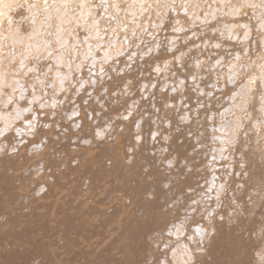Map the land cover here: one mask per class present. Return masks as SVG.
<instances>
[{
	"label": "rangeland",
	"instance_id": "374dc122",
	"mask_svg": "<svg viewBox=\"0 0 264 264\" xmlns=\"http://www.w3.org/2000/svg\"><path fill=\"white\" fill-rule=\"evenodd\" d=\"M220 1H222V0H220ZM112 2H116V0H112ZM172 2H174V1L170 0V4ZM261 2L262 1H260V2L257 1V3H256V0H228L227 3L231 4V8L233 11H235V13L230 15L228 12H225V16L227 18V23H225L222 26V30L219 31L218 28L216 30H210V35L214 36V38H209L206 40V42L201 41V40L198 41L196 34L190 37V39L192 38L191 41L187 42V43L191 44V47H192V45L194 48L196 47L195 49L198 53H195V51H194L195 49L194 50L189 49V46L186 47L187 50H186V48H184V49L183 48H176L177 44H176V39L174 37L170 38V37H168V35L162 36V38L168 37L166 41L168 43L169 51L171 52L170 55L167 54L168 57L166 59V68H170V66L175 62V67L177 69H180V65H184L186 67L184 69V71L187 69L186 72H188V73L185 72V73H183L184 74L183 76L178 75V77H177V75H175V71H173L172 69H166L165 68V69H163V72L162 71H160V72L155 71V78L154 79L156 80V82H155L154 86L151 85L149 87L150 89H148L147 87L146 88L144 87V85H146V84H144L146 82L144 80L147 78L148 74L145 76L142 75L143 73L144 74L146 73L147 69L141 68V69H143L142 73H140L141 70L138 72L140 73V75H142L141 76L142 78L138 77L140 75L137 73L138 75L135 78L137 84H135L133 86L134 88L132 87V89H131V93L133 92L134 94L130 93L131 94L130 95L128 93L130 91L129 88H131V87H129V88L125 87L124 88L125 91H122V93L124 95H126L124 97V101L120 95L117 98H115L114 104H117V103L123 104V102L126 103L125 100H127V105H124L125 108L123 109V110L126 109L125 110L126 114L122 113L123 114L122 118H124L122 120L127 121V123L125 124L126 129L124 130L123 129L124 127H122V130H121V128H120V131H118L117 135L120 136L121 134H123L127 131V133H125V135H127V138H129L130 135H132V137L135 138V140L137 142L136 144L138 146L137 148L136 147L133 148V150H132V148H129L131 151H128L129 149H126V148H124V150H122L126 158L123 155V157H122V162H123L122 165L123 166H120L123 169L122 168L119 169V171L116 173L117 175L116 174L115 175L112 174L113 176L110 175L111 171H109L110 176L107 175L108 172H107V174H105L106 176L111 177L112 180L113 179L115 180L118 178L119 179V180L117 179L118 182L116 181L117 184H115L116 183L115 181L111 180L112 183L114 182L112 185L109 177H104V181H102L103 176H101V177L98 176L101 179V181L103 182L101 184L102 185L105 184L103 186V189L105 188V190L97 189L95 187L96 184H92V186H93L92 187L93 193L91 194L92 197L87 196L86 197L87 199H85V201H84V199L82 198L83 197L82 194H84L85 191H86L87 195L90 194L91 190H90L89 186L88 187L86 186L87 188H83L84 190L81 189V191H79V190L74 191L72 184L73 185H75L76 183L79 184V183H81V181H83L81 179H84V178L85 179L83 182H87L89 177H91V178L95 177L97 171L95 170L96 171V173H95L94 168L95 167L99 168V166H97L98 163L101 162V164H102L104 159H106L107 157H103L104 156L103 155L101 157L99 156L96 159L97 160V163L95 162L96 165H95V163H94V165H92V167H94L92 170L94 171L95 174L92 173L93 172L92 170L90 172L88 170L87 175L85 174L86 176H88L87 178L84 175V177L81 179L76 178L77 179L76 181H73V182L71 181V184H70V181L69 182L67 181V184H70L69 188H67L68 185L65 184L67 178H68V180H70L69 179L70 177L72 178L73 176L75 177L76 175L80 176L81 175L80 172H82L84 170L83 169L84 164L82 166V164L79 163L80 160L77 161L75 156H73L71 154V151L74 150L76 152V150H77V152H81L83 147L89 146V145H87V144H89L87 141V139L89 140V138L84 139L83 137L79 136L78 138H75L77 141L69 139L70 142L65 143L64 140H60L59 143L56 142L57 144H54L55 148L56 149L58 148V150H61L62 153L59 151L56 153L57 155H54V152L50 153L49 157H51L53 160L55 159L56 161L55 160L52 161L51 158L46 160V163H48L47 161L50 160L48 164H45L47 166L50 165V166H48V168L50 167L52 171H53V167H55L54 171H56V169L58 168L57 173L59 174L61 172L60 171L61 169H65V171H66V169H68L67 167L65 168L66 165L70 164L69 166L71 168V165H72L71 159L73 160L74 158L75 159L73 160V162L77 161L78 164H80L79 166H76V164L74 166L77 167V169L79 167H80L79 169H81V166H82V169L80 170L79 174H76L75 172L74 173L72 172L70 174V172H69L70 169H68L66 174L68 172H69V174L66 176L63 175V177H61V181H64V182L59 181V178L57 179L58 182H56V184L58 183L60 185V187L59 188L55 187V190H56L55 193H57L56 196L58 198L63 197L62 199L60 198V200L58 199L59 203L63 202L62 200H64V196H65V201L67 200L66 197H69V198H68L67 202H65V201L63 202L65 204V206L61 203V205L63 206V208H61L62 206L60 204H58V205L55 204V202H56L55 196H54L53 201L50 200L52 198V195H55V194L51 193V196H50V194L47 195V196L51 197L49 199L47 198V200H46L47 203H46V201L45 202L40 201L43 204L45 203L43 205L44 206L43 208H40L39 210L37 209L34 211H29V213H28L29 216L31 214L36 215L35 211L36 212L39 211V214H40V211H41V214H43L44 216L47 213L46 214L47 217L49 215V217H51V219H55L52 221L45 216L46 219L49 220V222L47 221L48 223L46 222V226L48 228L49 234L45 231V229H42V230H40V232H36L34 235L33 233L30 232V230L32 232L34 230L33 229L34 227H33L32 223L30 224V222H29V224L28 223L25 224V227L27 225H28L27 227H29V225H32L29 227V229H26L24 227V225L20 226L18 224V226H17L16 222L15 223L12 222L13 225L12 224H4L2 226V228L0 229V233H1L0 236L3 235L7 239L10 238V241L13 238L15 240L14 242H15L16 247L14 248V246L11 247L10 245H8V248H10V250H7V246H6V248H5L6 257L4 258V260L0 261V264H40V262L42 261L41 249L49 251V253H50L49 255H51V257H54L53 260L50 257L46 258L47 260H49L48 264H85V262L87 264H103L101 259H103L106 262H107V260H105V259H110L111 263L109 261V264H112V263L114 264L115 261H117L116 258L119 260V262H116V263L122 264V261L120 262V260L121 259L123 260L124 255L126 257L124 259L125 260L124 264H132V263L136 264L135 263L136 260H137L138 264L139 263L140 264H178V263L179 264H190L192 261H193V263L196 261L195 264H200L201 262L202 263L206 262L204 264H264V184L261 185V183L252 179L253 173L251 172V170L249 168H246L243 163L239 162L242 159H241V156L239 158L240 153L237 152V150L235 148L237 146V145H235V143L239 144V142L242 139H244L248 133L249 127H247L245 129L244 126H246L248 124H256L253 126L251 125L252 131L250 128L249 132L255 133V134L257 133L259 136H261L259 134V132H257V131H260L259 128L261 129V131H264V124H263L264 123V116L261 119V115L258 113V111L262 110L263 106L259 105L257 102L258 105H256L257 106L256 108H258V110L255 108V110H253V111L250 110L248 107H246L247 102L249 100L248 96L250 95L251 89L253 91V94L255 95V86H253L252 81H254V78L256 77V75L258 73L263 72V75H264V45H263V42H264V15L259 14V11H258V9L261 8ZM211 5H212L211 7H214V2ZM160 7L161 6H159V4L156 5V12H155L156 15L158 14L157 9ZM219 7L221 10H223V7L221 4L219 5ZM214 8H216V7H214ZM177 10L181 11L182 9H178L177 7L175 9V7H172V9L169 13H172V15H173V14H175V12H177ZM41 12H43V10ZM182 13L184 14V18L181 22L182 26L178 22H176L177 25H174L175 26L174 29L173 28L167 29L166 27H163V25H164L163 21L157 22L156 16L152 17L151 13L146 12L143 9H141L140 11H136V12L134 9L129 10V11H127L126 17L128 18L127 22L129 24H135V26L137 25L136 29H137V31H141V32H139V33H141V35H143L144 33H143V30L141 28H139V25L137 23L146 24L147 20L149 19V21L151 22V28L153 27L154 30L158 29L159 25L161 26L160 27V33H162V34H164V33L168 34L169 32L174 30V33L176 34L175 37H179V40H181L180 42H185V39L182 36L181 29H184V31L188 30L190 28V26L192 24H195L196 22H200L203 24L207 20V15H206V11L201 12V13H197L196 11H192V10H187V11L183 10ZM45 14L54 15V14L50 13V11L47 8H45L44 12L38 13L36 15V17L39 16L38 18L40 19V21H43L46 19L44 17ZM216 15L217 14H214L211 11H209V18L208 19H215ZM33 16L34 15H32L31 13H28L27 17H25L24 19H22L23 16H20V17L17 16L19 19H17V17H16V20L18 22H20L22 19V21H26L27 23L29 22L30 23V24L28 23L29 27H31L30 25L34 24L33 22L36 20ZM41 18H43V19L41 20ZM9 21H8L9 27L8 28L6 27V29L3 31V34H2L3 36L0 33V35L2 37V38H0V43H1L0 44V51H1V53L2 52L4 53V54L3 53L0 54V63H2L3 66L5 67L4 68L2 66V64L0 65V67H3V68H0V75H1L0 78H3L4 76L7 75L6 77H4L3 79L0 80V83H3V82L5 83L8 80L9 82H7V83L11 84L10 87H11L12 93L17 92L16 88H18L17 90H19V88L23 89V90L20 89V92L22 91L23 94L22 93L19 94V96L20 95H22V96L19 97L18 94L16 95V98L19 99V101H23L27 95H29V97H30L29 98L27 96L28 100H32V97L35 99V100L33 99L34 101L33 100L31 101L32 103L30 101H28L27 99L23 102L25 105L30 104L28 107L26 105V107H27V108L25 107L26 110L25 109L22 110V112L24 111V113H23L24 115L28 116L31 113H33V110H34V108H32L33 104H34V107L38 110V112L39 111H45L46 112L47 108H48V110L50 109L51 111L50 110L49 111L51 113L49 114L50 116H48V119L50 120V122L53 120L56 121V123L54 124L55 129L57 126L56 124L58 122L61 121L62 123L67 125V123H66L67 120H65V119L70 120V118L73 119V117H75V115H72V114H71L72 116H70V114H68V115L66 114L67 116L65 115L66 116L65 117L63 115V114H65V112L63 113L62 111L63 110L66 111L67 109H69V111L75 110V108H73V107L74 106L76 107L77 103L79 101H82V103L86 106V108L88 107L89 101H92L94 103V105L96 104L95 107H97V108H96V110L93 111L96 119H98L100 114L108 112V110L111 109L110 107L113 108V107H115V105L114 104H113L114 106L112 104L110 105L111 102H109V103H106V105H108V107H107L105 104L101 103L103 101L102 100L100 102V104H102V106L100 107L98 102L100 101L99 97H101V96H99V97L96 96L97 97L96 98L95 95H93V93L95 92L96 95L97 94L103 95V97L106 98L107 92H109V90L107 88L108 82H112L113 80H117V81L121 80V82H123L124 81L123 78H118L119 75L121 76L125 72L129 73V71L130 72H136L137 71L136 66H133V64H131V63H132V60L134 58H137L136 56L139 55L138 54V53H140L139 50H141L143 48V47L139 46L140 43H137V41H131L127 37H125L127 39H124V37H123L122 39L125 40V41H123L125 44H122L123 43L122 39H121V41H117V38L114 35L111 36L108 34L112 38V39L111 38L109 39V36L104 34V33L98 34L97 29H96V22L94 23L92 21V23H89V21L86 18L85 21H88V23L85 21L81 23L82 26L86 27V28L85 27L83 28L84 33L85 32H86V34L88 33L87 36L85 34V36H86L85 37L83 35L84 33L81 32V34L83 35L82 36L83 37L82 38L83 43L82 42L79 43L77 40L73 39L72 41L74 43L71 42L72 44H69L70 42H69L68 38L70 35H68L66 37V39H62L61 42L59 41L60 37H55V39H54L53 46L58 42V45L57 46L55 45L54 47L56 48V50H58V49L61 50V52H60L61 54L60 53L59 54L62 57H63V55L64 56L68 55V53H70L69 55L71 56V52H73L72 53L73 56H71V58H70L71 60L73 59L72 63H73V61L76 62L80 58H82L83 60L81 59L79 61H83V62L87 61V62L85 64V63H81L78 61L79 63H76L75 67L78 66L77 64H79V66L77 68L74 67L76 69V70L73 69L74 74H73V72H72V74H70V71H68L70 68V64L66 63V64H68V65H66L65 63L64 64L60 63L61 67H64L65 69L67 68L66 70L68 72L66 73V76L64 74L61 75L56 70L57 72L56 71L54 72L55 77L59 80L58 76H56V75L60 74L61 76L59 75V77H61L62 81L57 80L58 81L57 82V81L53 80L52 83L50 82V86H52V87L48 86L49 83L43 85V87L45 89H47L46 91L49 90V93H50V91L52 92L54 90L55 93L53 91L50 94H54L55 96L57 95L56 97H58V93L61 94V92L63 90H65L61 94V95L65 94L64 96L61 97L62 100L61 99L58 100V102L60 101L61 103L60 102L56 103V105L52 104V101L50 102L48 100L51 97V95H48L50 97L45 96L46 98L44 97V99H43L41 94L40 93L38 94L37 91L35 92V89L33 87H32L33 90L31 89L32 84H30V86H29V88L31 89V92H29L30 90L28 91V89H26L27 91L25 92V88H22V85H20L21 87H17L16 84L19 85L20 82L18 83L16 81H18V79L20 80V78L19 77L16 78V76H19L17 72H20L21 71L20 69H24V67L26 65L25 62H27L25 60L26 59L28 60L29 56H33L35 54L34 52L37 50L38 47L40 48L39 42L41 44V42L43 40H45L46 31H51V30L56 29L57 22H53L49 26H47L44 22L45 27L43 28L42 31L33 30V29L31 31L30 30L31 28L27 27L28 24L25 25V23L22 21L20 23H18L16 21V24L12 20H9ZM165 21H167L166 18H165ZM11 22L13 25H16V26L14 27L11 24ZM59 23H63V22L58 20V24ZM17 25H19V27H17ZM61 25H58V29H59L58 33H60V32L62 33V27H60ZM64 25H67V24H64ZM152 25H154V26H152ZM10 26H11V30L9 29ZM22 27L27 28V31H25V34L28 32L25 36V37H27V38H25L26 40H21L20 39L21 34H18L19 32L17 31L18 28H22ZM41 27H43V26L40 25V28ZM94 27H95V29H94ZM83 29H81V31H83ZM86 29H87V31H85ZM92 30H93V32H92ZM6 32H7L8 36H7ZM15 35H19V36H17L15 38ZM241 35L243 36L242 40L237 41L235 38H237V36H241ZM46 36H48V35H46ZM105 36H107L108 39L105 38ZM137 36L139 37L138 34H137ZM146 36H148V34H146ZM4 37H5V39L6 38L7 39L5 40ZM113 37H115L116 39ZM88 38L96 40V43L89 41ZM100 38H102V39H100ZM190 39H187V40H190ZM218 39H221L222 42L224 40H226L227 45H231L232 41H233L235 43V45H234L235 47H239L240 42L244 43V45H242L239 48H234V47L227 46V45L216 46V44H221L218 42ZM97 40H99V41H97ZM25 41H26V43H25ZM115 41H117L118 43L122 42L121 43L122 47H120L119 49H111L112 46H113L112 48H114L115 45L113 42H115ZM129 41H130V43H129ZM29 42H30V44H29ZM132 42H134V43H132ZM148 43L146 42V44H147L146 45L145 41H143L145 51H147L145 53H147V55H148V54H152V52L154 51V53L156 54V49H154V50L151 49V47L149 46ZM3 44H4V46H3ZM68 44H69V46H68ZM88 44H90V45H88ZM129 44H131V45H129ZM11 45H12V47H11ZM31 45H33V46H31ZM70 45H71V48L73 47V50L71 48H69ZM78 45H79L80 51L77 50ZM81 45H83L82 48H80ZM103 46H104V48H103ZM138 46H139V48H138ZM35 47H36V50H35ZM85 47H86V50L84 49ZM90 47L91 48L93 47V49H91ZM123 47H124V49H123ZM206 47H207V49H206ZM97 48H98V50H97ZM213 48L216 51L212 50ZM32 49H34V50H32ZM69 49H70V52H68ZM82 49L84 51H82ZM6 50H8V51L10 50V51L8 52ZM56 50H54V51L56 52ZM74 51H79V52H74ZM85 51H87V52H85ZM97 51H99V53ZM110 51H111V53H110ZM117 51H119V52H117ZM127 52L129 54V56L126 55ZM8 53H9V55H7ZM31 53H34V54H31ZM95 53H97V54H95ZM112 53L114 55H112ZM11 54H12V56L14 55L13 56L14 58L11 56ZM78 54H80V55H79V58L76 60V57ZM120 54H121V56H120ZM3 55H4V57H3ZM100 55H102V56H100ZM179 55H182V60H181L182 63L181 64L179 62L180 60L178 59L179 57H176ZM5 56L7 57V61L9 60V57H10V60L11 59L14 60V63H13V60L10 61V63H13V66H16L15 64L19 62L18 58L21 57L20 62H19L20 65H19V67H17V72H15L16 70L13 69L14 71L13 70L8 71L9 74L8 73H4V75H3V73L1 74V71H3L2 69H4L5 71L7 70L6 69L7 68V62L6 61L4 62V60H6ZM46 56H48V55H46ZM46 56L42 57V59L44 61H46V59H48V57H46ZM118 56H119V60H121L122 62L117 60ZM35 57L36 56L34 55L33 58H35ZM102 57H104V58H102ZM15 58H17V59H15ZM74 58L76 61L74 60ZM100 58H102V59H100ZM109 59H110V61H109ZM23 61H25V62H23ZM105 61H107V62L109 61L112 64L110 66V63H108L109 64L108 68L110 67L109 70L111 69V67L115 66V68L111 69L112 70L111 75H109V73H111L110 71L107 72L105 70V67L104 68L101 67V63L105 62ZM112 61H114L115 63H112ZM127 63H129V64H127ZM4 64H6V65H4ZM82 64H84L85 66ZM131 65H132V67H131ZM21 66H23V68ZM116 66L119 67V68H117L118 71L116 69ZM79 67H81V68H79ZM124 67H125V69H124ZM127 67H131L132 69L131 68H129L130 70L126 69ZM133 67H134V69H133ZM42 68H43V66H42ZM34 69H35V73H32V70L34 72ZM37 69H40V68L39 67L36 68V66H35L34 68H30V70L27 71L26 75H28V72H30V71L32 73V74L29 73L31 75H28L29 80H31L32 76L38 75L37 73L39 72V70H37ZM44 69L45 70L48 69V71H49V67L48 68L44 67ZM79 69H82V70H79ZM78 70L82 71V72H79ZM166 70L169 72V74ZM170 70H172V71H170ZM220 71L224 72L225 79L222 78L221 81H218L219 78L216 74ZM201 72H203V73L200 74ZM15 73H16V75L14 76V79H13L12 76ZM45 73H47V75H49V72H47V70ZM56 73H58V74H56ZM10 74H13V75L11 76ZM41 74H42V72H41ZM79 74H81V75H79ZM90 74L92 75V77H90L91 76ZM194 74L197 76L196 78H198L200 80L201 84L203 83V85L201 87L197 86V84L194 80V78H195ZM42 75L44 76L45 74H42ZM67 75H70L71 79ZM211 75H212V78H211ZM62 76L65 78L62 79L63 78ZM93 76L95 77V79H93ZM185 76H186V79H184ZM11 77L13 80L9 79ZM46 77H49V76H46ZM96 77H97V79H96ZM66 78H67V80H65ZM248 79L251 80L250 84H248V82H247ZM2 80H4V81L1 82ZM95 80H97V81H95ZM146 80H148V79H146ZM202 80H204V82H202ZM205 80H206V82H205ZM12 81L15 83L14 84L15 87H13ZM64 81H66V82L64 83ZM69 81H70V83H69ZM99 81H101V82H99ZM141 81H142V88H140L141 87V85H140ZM179 81H180V83H178ZM55 82L57 83V86H55L56 85ZM219 82L221 83V85H223V87L219 86L220 85ZM7 83H5V84H7ZM205 83H207V84L205 85ZM53 84H54V86H53ZM59 84H60V86H59ZM63 84L64 85L66 84V87ZM0 85L2 86L3 84H0ZM122 85H120V86H122ZM183 85H185V86H183ZM224 85H228V87H230V89L229 90H223ZM6 86L8 87L9 85H6ZM7 87H3V89L5 90V88H6V91L9 90ZM55 87H56V89H55ZM59 87H60L61 91H60ZM76 87H77V90L79 89L77 91V93H76V89H75ZM80 87L82 88V92L80 90L81 89ZM136 87H137V89H136ZM181 87H183V89ZM204 87H206V90H204L205 89ZM13 88H15V91H13ZM51 88H53V89H51ZM126 88L129 89V91L126 90ZM0 89H1L0 91H3L1 87H0ZM141 89H142V92H141ZM145 89H148V90H145ZM110 90H112V89L110 88ZM132 90H134V91H132ZM11 91L10 90L7 91L6 94L10 95ZM32 91H34V93H32ZM27 92H29V94H26ZM78 92L80 93V95L78 94ZM159 92L163 93V95L162 94H160V95H162V97L164 99V104L157 106L158 104L155 102V99L159 95ZM0 93L2 94L3 92H0ZM14 93L11 94V96H15ZM136 93L138 94V96H136ZM220 93H222V95ZM33 94H34V96H36V98L33 96ZM75 94H77V95H75ZM187 94H189V96L191 94V96H192V97L190 96L188 100L186 98ZM8 95H7V98H9ZM71 95L73 97L75 96L77 98L74 97V99H75L74 100V99H72ZM82 95L83 96L86 95V97L84 96V98H83ZM261 95H263V97L261 98L260 104H264V102L262 101V100H264V93H262ZM65 96H66V98H68L67 100H66ZM134 96H135V98H134ZM88 97L90 99H88ZM203 97H206V98L203 99ZM2 98L3 97H1V99ZM5 98H3V100L0 99V102L5 101L4 104L3 103L0 104L2 108L10 107L11 103L14 100L13 98H11L10 100L7 98L5 99ZM85 98L88 99V102H86V103H85V101H87V99H85ZM95 98L98 100L95 101L94 100ZM126 98H128V99H126ZM255 98H257V97H255ZM119 99H120V101L122 100L123 102H120ZM198 99H200V101H202V99H203V101H202V102H204L203 105L201 104V102ZM221 99L224 101H220ZM63 100H66V101H63ZM184 100H185V102H184ZM10 101H12V102L10 103ZM19 101H16V102L22 103ZM40 101H42V103H40ZM116 101H117V103H116ZM167 101H168V103H167ZM206 101L207 102L209 101V103H207ZM48 102H50L49 104H51L50 105L51 107L47 106ZM135 102H137L138 104H136ZM183 102H184V104H183ZM37 103H39V104H37ZM66 103L67 104L69 103L68 104L69 107ZM173 103H174V105H173ZM210 103H211V105H213L212 106L213 111H210V113H209V109L211 107V106H209ZM134 104H135V106H132ZM192 105H194V106H192ZM231 105H233V106H231ZM46 106H47L46 109L42 108V107H46ZM104 106H105V108H104ZM164 106H166V107H164ZM201 106H203V107H201ZM235 106H236V108H235ZM16 107H18V106L14 105V106L10 107V109L12 111L8 109L9 112L11 111L10 113H13V114H11L12 119H10V121L8 122V124L6 126V130H4V132L1 131L0 136L5 135V133L9 134L8 136H10V137L12 136L11 138H12L13 142L17 141V139H18V143L23 144L25 139H27L26 141H28L29 137H27V133H29L30 131H33V130H31V129L29 130V129L25 128V127H29L30 125H29L28 121L26 123H25V121H23L22 117H24V115L20 114L17 111ZM40 108H42V109H40ZM86 108H85V110H86ZM119 108H118V110H120ZM27 109H28V111H27ZM106 109H108V110L106 111ZM197 109H198V111H196ZM29 110H30V112L32 110V112L30 113ZM52 110L54 112L56 110L57 111L54 113V112H52ZM100 110H103V111H100ZM115 110H117V108ZM26 111H27V114L25 113ZM96 111H97V113H96ZM200 111L203 113L205 112L206 114L202 113V115H201ZM28 112H29V114H28ZM189 112H190V114H189ZM46 113L48 114L49 112H46ZM44 114L45 113L42 112L43 116H45ZM21 115H22V117L19 118V116H21ZM52 115H53V117H52ZM129 115H130V117H129ZM155 115H157V116L155 117ZM191 115L195 116V117H193L194 119H191V117H192ZM33 116H35V114ZM88 116L92 117V115H90V114ZM88 116H87L88 126H90V127L86 128L87 129V130H85L87 132L86 134H88V132H90L92 128L93 129L91 132H93L94 130H97L93 127L94 125H95V127H97L96 126L97 124H95L97 120H95V117H94V119H92L91 117L89 118ZM197 116L200 118H198ZM67 117H69V118H67ZM188 119H189V121H188ZM181 120H182V122H181ZM90 121H92V122H90ZM93 122H94V124H93ZM259 122H260V124H258ZM16 123H18V124H16ZM161 123H163V124H161ZM180 123L181 124L184 123L183 124L184 126H180L181 125ZM187 123H188V125H187ZM40 124L39 125L41 128L38 125V135H41V137L42 136L46 137V138L42 137L43 140L40 137L41 141L44 142L45 139L46 140L49 139L47 137V133H45V132L47 130H50L51 124H50L49 128L47 127L49 124H45V123H40ZM44 124H45V127L43 126ZM76 124H77L78 128L76 126H75L76 128L74 127L75 132L78 129L79 130L83 129V126L82 125L80 126V124H82V123L78 122ZM133 124H135V125H133ZM13 125H14V127H13ZM136 126H139V128L137 127L138 129H136ZM140 126H141V128H140ZM243 127H244V129H242ZM239 128H241V129H239ZM55 129L53 131V134L55 132V135H53V137H55L57 135ZM89 129H90V131H89ZM43 131H45V132H43ZM237 131H240V132H237ZM242 131H243V133H242ZM91 132H90V134H91ZM95 132H97V131H94V133ZM94 133H92V135ZM102 133H103V135L102 134L97 135L98 134V132H97L95 134L96 138L94 136L90 135L92 140L96 141V143H94V144H96V145L98 144L99 148L103 147V143L112 140V138L111 139L108 138L110 136L109 134H107V135H109V136H107V135H105L106 134L105 132L102 131ZM239 133H242V134H239ZM10 134H12V135H10ZM15 135H16V137H15ZM128 135H129V137H128ZM98 136H99V138H98ZM237 137H239V138H237ZM14 139H15V141H14ZM72 139H74V137H72ZM21 140H22V142H21ZM55 140L58 141L57 138H55ZM50 141L51 140H49L48 142H50ZM103 141H105V142H103ZM202 141H203V144H202ZM167 142H168V144H167ZM218 142H220L221 144ZM122 143H123V147L127 145V144H125L124 140L122 141ZM193 143L195 145H193ZM259 143H262V142L259 141ZM48 144L50 146L49 150H50V152H52L53 151V147H52L53 142L48 143ZM64 144H66V145H64ZM77 144L80 146H78ZM188 144H190V147L192 145L193 148L187 147ZM257 144H258V142H257ZM257 144L255 146L256 150H258ZM24 145H25V143L23 145H19L18 147L21 146V148H22ZM62 145H63V147H62ZM201 145H203V146H201ZM216 145H219V146L217 147ZM26 146H27V142H26L25 147H23V148H24V151H26V153L29 154L27 152V149L29 151V149L33 146V144L31 146L28 145L29 148ZM231 146L232 147L234 146V148H232ZM167 147H169V148H167ZM171 147H172V149H171ZM175 147L177 149H175ZM230 148H231V150H230ZM79 149H81V150H79ZM134 149H138V151H135V153H137L136 157H135V153H133ZM193 149L196 152L195 151L192 152ZM9 150L8 149L5 150L6 153ZM11 150L9 151L10 154L9 153L8 154L10 155V157H12V153H13V157H15L16 156L15 151H11ZM63 150H65V152ZM167 150L169 151V153ZM228 150H230L229 152L231 154L228 152ZM66 151H68V152H66ZM178 151H181V152H179V153H181V155H178V153H177ZM225 151H227V152H225ZM172 152H173V155H170ZM182 152L184 155L182 154ZM236 152H237V154H236ZM37 153H38V151H37ZM65 153L66 154L69 153V155L70 156L72 155L71 157H73V158L70 159V156L68 155V157H67ZM58 154H59V156L62 155L63 162L66 161V160L64 161V157H65V159L69 158L68 162H69V160H70V162L69 163L65 162L66 165L63 163L59 164L58 158H57V157H59ZM131 155H134V157L131 158ZM146 155H148L149 157H147L145 159ZM53 156H55V157H53ZM152 156H154V158ZM183 156H185L186 160ZM4 157L6 158L7 155ZM4 157L2 159H4ZM111 157H113V156L111 155ZM128 157L131 159H129ZM19 158L22 160V157H19ZM62 158H60V159H62ZM99 158H101V159H99ZM149 158H151V160ZM174 158H176V159H174ZM6 159H4L3 161L6 162L7 161ZM133 159H135V160H133ZM153 159H154V161L152 163L151 161ZM200 160L202 161L200 163L201 166L199 165ZM51 161L53 164L52 163L50 164ZM127 161H128V163H126ZM176 161H178V163ZM0 162L2 163V160ZM109 162L110 161L107 160L106 162L104 161L103 164L109 163ZM129 162H130V164H129ZM139 162H142L143 164L142 163L140 164ZM146 162H149L148 165H146L147 164ZM191 162L192 163L194 162L199 167L196 166L194 163H193L194 164L193 165ZM226 162H228V163H226ZM54 163L58 164L57 167L55 166L56 164H54ZM81 163H84V162H81ZM186 163H188V164H186ZM235 163L237 165H235ZM238 163H239V165H238ZM22 164H24V163L22 162L19 166L13 168L15 171L13 169L12 170L9 169V172L12 173V171H14V172L21 174V172H20L21 169L18 170L17 168L23 169L24 168L23 166L26 167V164L25 165H22ZM101 164H100V167L102 168L103 165L101 166ZM128 164H129V166H128ZM21 165H22V167H20ZM105 165H108V164H105ZM140 165L144 166V167H139ZM149 166H151V168L156 169V171L153 172L154 169H152L153 171H151V168L148 169ZM167 166H169V167H167ZM192 166H194L193 170H192ZM237 166H239L240 169ZM92 167H90V168H92ZM127 167H129V169L133 168L132 169L133 171L130 172L131 169L128 170V173L126 175ZM137 167H139V170L141 169L139 171V173H138ZM201 167H203V168H201ZM204 167H205V169H204ZM2 168L6 169L7 167L2 165ZM236 168H238L239 170ZM49 169H48V171H49ZM79 169H78V171H79ZM145 169H147V170H145ZM203 169H204V171H203ZM58 170H59V172H58ZM123 170H126V171H123ZM235 170H237V171L235 172ZM48 171H46V172H48ZM134 171H135V173H134ZM147 171L148 172L150 171V172L147 173ZM191 171L193 172L192 175L189 174V173H191ZM62 172H64V170H62ZM123 172L125 173V176L123 175L122 176L123 178H122L121 175L124 174ZM144 172H146L148 175ZM151 172H153V173H151ZM205 172H208V173H205ZM1 173L2 172H0V174ZM32 173L34 174L33 177H36L35 173L34 172H32ZM198 173L201 175H197ZM203 173H205L206 175H209V176L203 175ZM23 174H25L26 176L29 177V179H26V178L25 179L27 180V182H29L30 185H32L33 183L31 180L33 177L29 174H26V172H23ZM40 175L43 176V171H41ZM40 175H39V177H41ZM48 175H49L48 173L46 174L44 172L45 178ZM131 175H132V177H134V179L131 177ZM143 175L145 177H143ZM163 175H165V176H163ZM190 175L192 178H189ZM229 175H231L230 176L231 178L229 177ZM43 177H41V179ZM135 177L139 181L136 180ZM146 177H147V179L148 178L149 179L147 180ZM160 177H161V179H160ZM179 177H180V179H179ZM96 178H97V176H96ZM203 178H204V180H203ZM25 179L24 180L19 179L18 181L16 180L17 181V183H15L16 186L18 187L19 182L26 181ZM72 179H74V178H72ZM106 179L107 180L109 179L108 183H104V182H106L105 181ZM170 179H171V181H170ZM246 179H249V181H251V182L249 184L245 183ZM121 180H123V181H121ZM189 181L191 182L190 184H188ZM192 181L195 183H193ZM60 182L63 184H61ZM74 182H76V183H74ZM122 182L124 185L122 184ZM158 182H160V183H158ZM224 182H226V183H224ZM149 183H150V185H149ZM231 183H232V185H231ZM251 183L253 186L251 185ZM258 183H259V185H258ZM58 184H57V186H58ZM82 184H84V183H82ZM138 184L141 186V191H140V186L138 187ZM158 184H159V188L157 187L158 188V190H157V188H155V187ZM14 185L12 186V190L13 189L16 190L15 189L16 186L14 187ZM109 185H111L110 186L111 189H109V187H108ZM116 185L121 186V187H117ZM133 185H135V186H133ZM173 185L175 187H173ZM115 186L117 188H114ZM143 186L145 189L143 188ZM171 187H173V188H171ZM8 188H10V190H11V187H8ZM112 188H114L115 190ZM137 188H139V190H137ZM160 188H161L162 194L160 192ZM247 188H248V190H247ZM162 189H164L165 192L162 191ZM10 190L8 189V191L6 190L5 193H2L3 190L0 188V192H1L0 193V203L3 200L2 199L3 197H5V199L7 197L10 198V199H6V200L11 202V203H9V206L13 205L14 208L12 206H10V207L12 208V210H14L16 212V208H20L18 206L21 205L20 203H23V201H20L21 199H19L21 196V194H20L21 192L18 191L20 196H18L19 198L18 197L17 198L19 199L20 202L17 200L19 202V205L17 204L18 205L17 206L15 203L17 201L12 200L13 197H11V196H13V195H11L10 197L8 196V195H10L9 193L12 194V192H10ZM109 190H111V191H109ZM153 190L159 191V192H155ZM245 190H247V193H243V192H245ZM14 192L16 193V191H14ZM61 192H62V194H61ZM79 192L82 194H80ZM148 192H149V194H148ZM71 193H73V194H71ZM140 193L141 194L143 193V194L141 195ZM261 193H263V196ZM3 194H5V195L7 194V196H5ZM139 194H140L141 198L138 197ZM157 194L160 196L159 199H158ZM80 195H82L81 198H80ZM132 195H133V197H132ZM147 195L148 196L151 195L152 197H149V199H148ZM153 195H154V197L157 196V198H155V202L157 201L156 203H151V201H153L152 199H154ZM254 195H255V197H254ZM256 195L258 198L256 197ZM259 195H260V197H259ZM1 196H2V198H1ZM129 196H130V198H129ZM89 197H91V198H89ZM243 197H244V199H243ZM128 198H129V200H128ZM135 198H138V199H135ZM150 198H151V200H150ZM82 199L84 202L82 201ZM89 199H91V200H89ZM156 199H158V200H156ZM251 199H253V200H251ZM146 200L147 201L150 200L149 205H146L148 203V202L145 203ZM242 200L244 203H242ZM250 200H251L252 204L248 203V202H250ZM58 201H57V203H58ZM106 201H109V202H106ZM104 202H106V206H104ZM143 202L145 203L146 206H148V209H146V206L144 205ZM241 203L243 206L240 205ZM54 204H55V207H54ZM150 204H151V207L153 209L151 207H149ZM1 205H0V208H1ZM153 205H156V206L162 205V206L161 207L158 206L156 208V207H153ZM56 206L57 207L59 206L60 208L59 207L56 208ZM71 206H72V208L69 209ZM50 207H51V209H50ZM141 207H143V208H141ZM55 208L60 209V211H61V209H64V208L67 210L64 209L65 211L62 210L60 212L59 210L57 211ZM149 208H151L150 209L151 212H148ZM99 209H100V211H98ZM103 209H104V211H103ZM143 210H146L145 213L147 214V212H148L149 214H147V215L144 214ZM68 211H70V212H68ZM2 213L3 212H0V216H1L0 220L4 221V220H6V217L4 216V213L3 214ZM65 213H70L71 215L65 216ZM99 213H101V214H99ZM112 214H116L117 220L115 219V221H114L113 219L109 218V217H111ZM28 215H25L23 219L26 218V220H28L29 219ZM100 215H103L101 217H104V218L106 217V218L105 219L101 218ZM138 216H139V219H138ZM144 216H148V217H146V219H145ZM32 217H35V216H32ZM118 217L121 219H119ZM58 218H61V219L59 220ZM213 218H214V220L211 221V219H213ZM102 219H104V221L106 219L107 220L109 219L111 221L107 222V224L109 223L108 225L107 224L104 225V221ZM140 219H141V221H140ZM57 220L61 224L59 228H58L59 224L57 223ZM83 220L85 221V223L90 222V225H87V226L83 225L81 223ZM144 220L145 221L147 220V224ZM114 222H115V226L116 227L118 226L117 227L118 229L112 228V226L115 227L113 225ZM134 222H135L136 227L134 226ZM93 223L95 225H93ZM98 223H99V225L100 224L103 225V227L100 225L101 230H100V226L97 225ZM120 223L123 224V226L121 225V227H124V228H122V229L120 228ZM148 223L150 225H148ZM212 223H213V225H211ZM56 224H57V226H56L57 229L52 228L53 226L55 227ZM109 225H111V226H109ZM140 225H141V228H140ZM146 225H148V226H146ZM207 225L208 226L210 225L211 227L210 226L208 227ZM144 226H145V228L150 227L147 230L148 232L146 231ZM218 227H220V228H218ZM205 228L208 230L209 237H208L207 230ZM151 229H153V230L150 233H155V231H157L155 233V241L153 243H151L150 241L147 240L149 237V235L147 236V234H149V230L151 231ZM103 230L104 231L106 230V231L104 232ZM121 230H123V231L119 232ZM142 230H145V231L142 232ZM204 231H206V233ZM118 232H119V234H118ZM144 232H146V233H144ZM51 233H55V234L52 235ZM213 233H215V234H213ZM131 235H132V237L134 236L133 238L136 239V241H137L136 245L138 247L135 244H134L135 246H133L132 245L133 243L131 244V241H130V239H132ZM211 235H214V236H211ZM14 236H16L17 239ZM30 236L32 237L31 239H29ZM52 236H54L53 237L54 239L52 238ZM145 237L147 239H145ZM0 239H1V237H0ZM19 239H22L23 242H17ZM213 240H214V242L211 243V241H213ZM68 241H70L71 245H69ZM123 241H124V243H123ZM203 241H205V243ZM56 242H58V243H56ZM174 242H176V243H174ZM209 242L211 244H214V245L210 244L213 248L209 247L210 249L208 248L209 250L205 251V249H207V248L204 249V247H206L207 244H208V246H210ZM16 243H18V244H16ZM55 243L62 246L63 251H61L59 253L55 252L56 251V247H55L56 244ZM177 243L179 244V246ZM184 243H186L187 245ZM118 244H119V246H118ZM129 244H131L133 246V248H135V247L138 248L140 251L136 248L135 249L131 248V251L133 250L136 252H131V254H130V247H132L131 245L129 247V251L125 250V247L126 246L128 247ZM190 245H191V247L192 246L193 247L191 248ZM121 246H123L122 248L126 252L121 250L122 254H123V252L125 254H123V255L119 254V257H120V255L122 256L120 259V258H118L117 253L120 251V249H122V248H120ZM160 246H161V248H160ZM226 246H227V248H226ZM127 247H126V249H128ZM168 247H169V249H168ZM174 247H176V248H174ZM231 248L233 249L234 252L231 250ZM117 249H118V251H117ZM141 250H143V252H141ZM186 250H187V252L188 251L189 252L187 253ZM212 250H213V252H210ZM107 251H109L110 253H113V255H115V256H113V258H112L110 253H108L110 256L109 255L107 256ZM157 251L159 253H161L162 255L161 254L159 255V253ZM166 251H168L167 255H166ZM197 251L200 253H198ZM137 252H138V254H136ZM119 253H121V252H119ZM133 253L136 254V258H134V260H133V258L131 259V257H133V256L135 257V255H133ZM194 253H196L197 256H199V258L203 257L205 255L204 253H206V255L211 254V253H212V256H213V254H215V255H214V257H211L210 255H208V256H210V258L208 256L207 257L204 256V258H201V259L202 260L205 259L206 261L203 260L204 261L203 262ZM201 253H203L204 255ZM1 254L3 255V252L0 253V257L2 256ZM126 254H128L129 256L128 255L126 256ZM200 255H203V256H200ZM95 256H96V258H95ZM159 256H162V257L160 258ZM166 256H168V259L166 258ZM178 256L180 259L178 258ZM185 256H187L186 257L187 259H184ZM104 257H106V258L104 259ZM190 257L193 259L192 261H191ZM92 258H94V259L92 260ZM114 258H115V260H114ZM195 258H197V259L195 260ZM96 260H97V262H96ZM199 260H201V261L199 262ZM177 261H178V263H177ZM186 261L188 263H186ZM106 262H104V264H106ZM193 263H191V264H193ZM41 264H46V263H41Z\"/></svg>",
	"mask_w": 264,
	"mask_h": 264
},
{
	"label": "bare ground",
	"instance_id": "6f19581e",
	"mask_svg": "<svg viewBox=\"0 0 264 264\" xmlns=\"http://www.w3.org/2000/svg\"><path fill=\"white\" fill-rule=\"evenodd\" d=\"M171 1H174V2H172L171 4H170V0H116V2H112V0H0V33H1V35L3 34V31L6 29V27L8 28L9 27V20H12V21H14L15 22V24H16V17L17 16H23L22 17V19H24L25 17H27V14L28 13H31L32 15H34L33 17L36 19L33 23L34 24H32V25H30L31 27H29V24L26 22V21H22V19H21V21L22 22H24L25 23V25L26 24H28V26L27 27H29V28H31L30 30L32 31V29L33 30H40V31H42L43 30V28L45 27V24L47 25V26H49V25H51V23H53V22H57V26H56V29H54V30H51V31H46V33H45V40H43L42 42H41V44H40V42H39V46H40V48L38 47L37 48V50H36V47H35V54L34 53H31V54H34L36 57L35 58H33V56H29V59L27 60H25V61H27V62H25V61H23V62H25V67H24V69H20L21 67L23 68V66H21L19 69L21 70H19L20 72H17V67H19V65H20V58L22 57L21 55V57H17L18 58V60H19V64L18 63H16L15 65L16 66H13V63H14V60L13 59H11L10 60V57H9V60L7 61V57L5 58L6 60H4V62L6 61L7 62V72L4 70V69H2L3 71H1V74L3 73V75H4V73H8V71H11V70H16L15 72H17L18 73V75L19 76H16V78H20V80L18 79V81H16V82H20V84L18 85V84H16V86L17 87H21L20 85H22V88H25V92L27 91L26 89H28V91L29 92H31V89H32V87L35 89V92L37 91V93L39 94H41V96L43 97V99H44V97L45 96H47V97H50V96H48V95H51V97L48 99L50 102L52 101V104H55L56 105V103H59L58 102V100H62V96H64L65 94H63V95H61L62 94V92H64L65 90H63L62 92H61V94H59L58 93V97H56L54 94H50V93H52L51 91H50V93H49V90L48 91H46L47 89H45L44 87H43V85L44 84H48L49 83V87H52V86H50V82L52 83V81L54 80V81H57L58 79L55 77V74H54V72L57 70L61 75L62 74H64L65 76H66V73L68 72V71H70V74H72V72L74 71L73 69H75V68H77L78 66H79V64H77L78 66L77 67H75L76 66V63H79V62H81V63H85L86 64V62L84 61H79V60H81L82 58H80V59H78L79 58V55L80 54H78L77 55V57H76V60H75V58H74V60L76 61V62H74L73 61V63H72V60L70 59L71 58V56H73V52H71V56L69 55L70 53H68V55H63V57L60 55L61 53V50H56V48L54 47L55 45L57 46L58 45V42L53 46V44H54V39H55V37H60V42H61V40L62 39H66V37L68 36V35H70L69 36V44H72L71 42H73L72 40L73 39H75V40H77L79 43H81L83 40H82V36L84 35L85 36V34H86V32L84 33V27L85 26H82L81 25V23L82 22H84L85 20H86V18H87V20L89 21V23H92V21L95 23L96 22V29H97V32H98V34H106V35H111V36H116V38H117V41H121V39L124 37V39H130L131 41H137V43H140V47H143L141 50H139L140 51V53H138L139 55L138 56H136L137 58H134L133 60H132V63L131 64H133V66H136V68H137V71L136 72H130L129 70V68H131L132 67V65H131V67H127L126 69H129L128 71H129V73L128 72H125L123 75H119L118 76V78H123V82H121V80H113L112 82H108L107 83V88H108V90H109V92H107V96H106V98H104L103 97V95H96V93L94 92L93 93V95H95V97L97 96V97H99V96H101V97H99V105H100V107L102 106V104H100V102L101 103H103V104H105L106 105V103H109V102H111L110 103V105L112 104H114V102H115V98H117L119 95L122 97V99H123V101H124V97L126 96V95H124L123 93H122V91H125V87H131V88H129L130 89V91H129V89H127L126 88V90H128L129 92V94L131 93V89H132V87L135 85V84H137L136 83V80H135V78L137 77V75L139 74L140 75V73H142V70L143 69H147L146 70V73L144 74H142L143 76H145V75H147L148 74V76H147V78L146 79H148V80H144V81H146L144 84H146V85H144V87L146 88H148V89H150L149 87L151 86V85H153L154 86V84H155V82H156V80L154 79L155 78V71H157V72H160V71H162L163 72V69H165L166 68V59H167V54L168 55H170L171 54V52L169 51V48H168V43H167V38L168 37H170V38H175L176 39V44H177V46H176V48H186L187 46H189V49H191V50H194L195 48L193 47V45H192V47H191V44L190 43H187V42H189V41H191V39H190V37L191 36H193V35H195L196 34V36H197V39H198V41L199 40H201V41H204V42H206V40L207 39H209V38H214V36H211L210 35V30H216L217 28H218V30L219 31H221L222 30V26L225 24V23H227V18H226V16H225V12H228L230 15H232V14H234L235 13V11H233L232 10V8H231V4L230 3H227V1L228 0H222V1H220V0H171ZM257 1H262L261 2V8L260 9H258V11H259V14H261V15H264V0H256V3H257ZM214 2V7H216V8H214V7H211L212 5V3ZM157 4H159V6H161L160 8H158L157 9V11H158V14L156 15V5ZM222 5V7H223V10H221L220 9V7H219V5ZM172 7H175V9H176V7L178 8V9H182L181 11L180 10H177V12H175V14H173L172 15V13H169L170 11H171V9H172ZM45 8H47L49 11H50V13H52V14H54V15H47V14H45V20H43V21H40V19L38 18V17H36V15L38 14V13H43L44 12V10H45ZM132 9H134L135 10V12L136 11H140L141 9H143L144 11H146V12H149V13H151V16L153 17V16H156L157 17V22H160V21H163L164 22V25H163V27H166L167 29H170V28H175V26L174 25H177V23L176 22H178L180 25H181V22H182V20H183V18H184V14L182 13L183 12V10H185V11H187V10H192V11H196L197 13H201V12H205L206 11V15H207V20L202 24V23H200V22H196L195 24H192L191 26H190V28L188 29V30H185L184 31V29H181V31H182V36L184 37V39H185V42H180L181 40H179V37H175L176 36V34L174 33V30L173 31H171V32H169L168 34H166V33H164V34H162V33H160V25H159V28L158 29H155L154 30V28L152 29L151 28V22L149 21V19L147 20V23L146 24H143V23H137L138 25H139V28H141L142 30H143V35H141V33H139V32H141V31H137V29H136V26H135V24H129L127 21V17H126V14H127V11H129V10H132ZM146 9V10H145ZM43 10V12H41ZM209 11H211L212 13H214V14H217L216 15V18L215 19H208L209 18ZM169 13V14H168ZM40 15V14H39ZM41 16V15H40ZM43 17V18H44ZM43 18H41V20L43 19ZM165 18L167 19V21H165ZM17 19H19L18 17H17ZM28 19V18H27ZM16 20V21H15ZM26 20V19H25ZM29 20V19H28ZM58 20H60L61 22H63V23H59L58 24ZM9 21V22H8ZM20 21V22H21ZM88 21H85V22H87L88 23ZM153 21V20H152ZM13 22V23H14ZM18 22V21H17ZM20 22H18V23H20ZM44 22H45V24H44ZM156 22V23H157ZM11 24H12V22H11ZM62 24V25H61ZM64 24H67V25H64ZM13 25V24H12ZM11 25V26H12ZM40 25H42L43 27H41L40 28ZM58 25H61L60 27H62V33L60 34V33H58ZM87 25V24H86ZM11 26H10V30H11ZM14 27L16 26V25H13ZM22 26V25H21ZM20 26V27H21ZM67 26V27H66ZM152 26H154V25H152ZM182 26V25H181ZM17 27H19V25H17ZM86 28V27H85ZM14 29V28H13ZM12 29V30H13ZM81 29H83V31H81ZM89 29V28H88ZM94 29H95V27H94ZM93 29V30H94ZM93 30H92V32H93ZM9 31V30H8ZM19 33H18V32ZM16 32L18 33V34H21V37H20V39L21 40H26L25 38H27V37H25L26 36V34L28 33H26L25 34V31H27V28L26 27H22V28H18V30H17ZM85 31H87V29L85 30ZM91 31V30H90ZM145 31V32H144ZM10 32V31H9ZM12 32V31H11ZM81 32L82 33H84L83 35L81 34ZM31 33V32H30ZM180 33V32H179ZM5 34V33H4ZM6 34H7V32H6ZM10 34V33H9ZM38 34V33H37ZM88 34V33H87ZM87 34H86V36H87ZM137 34L139 35V37L137 36ZM146 34H148V36H146ZM1 35H0V38H2L1 37ZM46 35H48V36H46ZM108 35V36H109ZM163 35H165V36H167L168 35V37H165V38H162V36ZM202 35V36H201ZM3 36V35H2ZM6 36V35H5ZM7 36H8V34H7ZM17 36H19V35H15V38L17 37ZM85 36V37H86ZM102 36V35H101ZM181 36V35H180ZM33 37V36H32ZM100 37V36H99ZM103 37V36H102ZM125 37H127V38H125ZM242 35L241 36H237V38H235L237 41H240V40H242ZM44 38V37H43ZM98 38V37H97ZM105 38H107L108 39V37L107 36H105ZM111 37L109 36V39H110ZM113 38H115V37H113ZM115 38V39H116ZM241 38V39H240ZM4 39H5V37H4ZM7 39V38H6ZM5 39V40H6ZM32 39V38H31ZM41 39V38H40ZM89 39V38H88ZM100 39H102V38H100ZM112 39V38H111ZM141 39V40H140ZM174 39V40H175ZM187 39H190V40H187ZM106 40V39H105ZM150 40V41H149ZM172 40V39H171ZM187 40V41H186ZM216 40V39H215ZM234 40V39H233ZM34 41V40H33ZM89 41H91V42H95L96 43V40H94V39H89ZM97 41H99V40H97ZM104 41V40H103ZM107 41V40H106ZM110 41V40H109ZM117 41H115V42H113L114 43V48H112L111 47V49H119L120 47H122V44H125L123 41H125V40H123L122 39V44L121 43H118ZM143 41H145V44H146V42L149 44V46L151 47V49H156V54L154 53V51L152 52V54H148L147 55V53H145V52H147V51H145V48H144V45H143ZM24 42V41H23ZM66 42V41H65ZM218 42L219 43H221V44H216V46H219V45H227L226 44V40H224L223 42L221 41V39H218ZM3 43V42H2ZM25 43H26V41H25ZM24 43V44H25ZM74 43V42H73ZM83 43V42H82ZM87 43V42H86ZM106 43V42H105ZM104 43V44H105ZM109 43V42H108ZM128 43V42H127ZM129 43H130V41H129ZM132 43H134V42H132ZM175 43V42H174ZM1 44V43H0ZM5 44V43H4ZM4 44H3V46H4ZM11 44V43H10ZM23 44V45H24ZM29 44H30V42H29ZM69 44H68V46H69ZM65 45V44H64ZM63 45V46H64ZM88 45H90V44H88ZM96 45V44H95ZM109 45V44H108ZM111 45V44H110ZM129 45H131V44H129ZM147 45V44H146ZM175 45V44H174ZM205 45V44H204ZM203 45V46H204ZM235 45V43L232 41V44L231 45H227V46H231V47H234V48H239V47H241L242 45H244V43H242V42H240L239 43V47H235L234 46ZM263 45H264V42H263ZM2 46V47H3ZM9 46V45H8ZM31 46H33V45H31ZM38 46V45H37ZM82 46L83 45H81L80 46V48H82ZM105 46V45H104ZM104 46H103V48H104ZM139 46H138V48H139ZM148 46V47H149ZM11 47H12V45H11ZM77 47V46H76ZM75 47V48H76ZM96 47V46H95ZM109 47V46H108ZM69 48H71V45H70V47ZM91 48V47H90ZM147 48V47H146ZM31 49V48H30ZM72 50H73V47L71 48ZM85 50H86V47L84 48ZM91 49H93V47L91 48ZM123 49H124V47H123ZM134 49V48H133ZM171 49V48H170ZM206 49H207V47H206ZM3 50V49H2ZM28 50V49H27ZM32 50H34V49H32ZM54 50H56V52L54 51ZM68 50V49H67ZM75 50V49H74ZM77 50H79L80 51V49H79V45H78V49ZM97 50H98V48H97ZM186 50H187V48H186ZM212 50H214V48L212 49ZM6 51H8V50H6ZM10 51V50H9ZM8 51V52H9ZM79 51H74V52H79ZM82 51H84L83 49H82ZM121 51V50H120ZM125 51V50H124ZM150 51V50H149ZM148 51V52H149ZM195 51V53H198L197 51H196V49L194 50ZM214 51H216V50H214ZM5 52V51H4ZM14 52V51H13ZM30 52V51H29ZM63 52V51H62ZM68 52H70V49H69V51ZM85 52H87V51H85ZM94 52V51H93ZM92 52V53H93ZM98 53H99V51H97ZM117 52H119V51H117ZM126 52V51H125ZM3 53V52H2ZM1 53V51H0V54H2ZM60 53V54H59ZM66 53V52H65ZM83 53V52H82ZM110 53H111V51H110ZM116 53V52H115ZM4 54V53H3ZM6 54V53H5ZM15 54V53H14ZM19 54V53H18ZM27 54V53H26ZM95 54H97V53H95ZM123 54V53H122ZM7 55H9V53L7 54ZM23 55V54H22ZM46 55H48V56H46ZM75 55V54H74ZM82 55V54H81ZM112 55H114L113 53H112ZM117 55V54H116ZM124 55V54H123ZM126 55H128L129 56V54H128V52L126 53ZM11 56H12V54H11ZM14 56V55H13ZM12 56V57H13ZM43 56H46V57H48V59H46V61H44L43 59H42V57ZM100 56H102V55H100ZM120 56H121V54H120ZM125 56V55H124ZM141 56V57H140ZM3 57H4V55H3ZM81 57V56H80ZM112 57V56H111ZM115 57V56H114ZM176 57H179L178 59L180 60L179 62H180V64L182 63L181 62V60H182V55H179V56H176ZM14 58V57H13ZM17 58H15V59H17ZM102 58H104V57H102ZM102 58H100V59H102ZM116 58V57H115ZM88 59V58H87ZM13 60V63H10V61H12ZM83 60V59H82ZM112 60V59H111ZM118 61H121V60H119V56H118V59H117ZM164 62H163V61ZM2 61V60H1ZM15 61V62H16ZM79 61V62H78ZM103 61V60H102ZM109 61H110V59H109ZM107 62V61H105V62H102L101 63V67H105V70L108 72V71H110L111 73H109V75H111L112 74V70L111 69H113V68H115V66L114 67H111V69L109 70V68H108V63H110V62ZM129 61V60H128ZM98 62V61H97ZM101 62V61H100ZM117 62V61H116ZM122 62V61H121ZM131 62V61H130ZM178 62V63H179ZM66 64V63H68V64H70V68H69V70L67 71L64 67H61V64ZM75 63V64H74ZM112 63H115L114 61H112ZM2 63H0V65H1ZM18 64V65H17ZM68 64H66V65H68ZM100 64V63H99ZM125 64V63H124ZM127 64H129V63H127ZM126 64V65H127ZM147 64V65H146ZM179 64V65H180ZM4 65H6V64H4ZM47 65V66H46ZM49 65V66H48ZM82 65H84V64H82ZM112 64L110 63V66H111ZM119 65V64H118ZM2 66H3V64H2ZM36 66V68H42V66H43V68L40 70V69H37V70H39V72L37 73L38 75H35V76H32V78H31V80H29V76L28 75H31L32 73H35V69H34V72H33V70H32V73H31V71L30 72H28V75H26L27 74V71H29L30 70V68H34ZM38 66V67H37ZM65 66V65H64ZM85 66V65H84ZM83 66V67H84ZM88 66V65H87ZM92 66V65H91ZM120 66V65H119ZM199 66V65H198ZM4 67V66H3ZM3 67H0V68H3ZM44 67H46V68H48L49 67V71H48V69H46L47 70V72H49V75H47V73H45L46 72V70L44 69ZM75 67V68H74ZM82 67V66H81ZM81 67H79V68H81ZM99 67V66H98ZM5 68V67H4ZM117 68H119L118 66H116V69ZM141 68H143V69H141ZM186 67L184 66V65H180V69H177L176 67H175V62L170 66V68H166V69H172L173 71H175V75H177V77H178V75L179 76H183L184 74L183 73H185L186 72V70L184 71V69H185ZM101 69V68H100ZM115 69V70H116ZM124 69H125V67H124ZM132 69V68H131ZM133 69H134V67H133ZM13 70V71H14ZM36 70V71H37ZM76 70V69H75ZM79 70H82V69H79ZM78 70V71H79ZM136 70V69H135ZM141 70V71H140ZM172 70H170V71H172ZM56 71V72H57ZM105 71V72H106ZM114 71V70H113ZM117 71H118V69H117ZM138 71H140V73L138 72ZM167 71V70H166ZM41 72H42V74H45L44 76L41 74ZM44 72V73H43ZM79 72H82V71H79ZM95 72V71H94ZM106 72V73H107ZM120 72V71H119ZM144 72V71H143ZM168 72V71H167ZM20 73V74H19ZM29 73H31V74H29ZM138 73V74H137ZM186 73H188V72H186ZM203 72H201L200 74H202ZM9 74V73H8ZM56 74H58V73H56ZM59 74V75H60ZM73 74H74V72H73ZM101 74V73H100ZM105 74V73H104ZM108 74V73H107ZM117 74V73H116ZM168 74H169V72H168ZM2 75V76H3ZM11 76L13 75V74H10ZM16 75V73L12 76L13 77V79H14V76ZM59 75H56V76H58V78H59V80H61V77H59ZM60 75V76H61ZM63 75V76H64ZM79 75H81V74H79ZM91 75V74H90ZM142 75H140V76H138V77H141ZM217 76H218V78L220 79H218V81H221V79L223 78V79H225V77H224V72L223 71H220V72H218L217 74H216ZM1 76V75H0ZM7 76V75H6ZM6 76H4V77H6ZM9 76V75H8ZM46 76H49V77H46ZM62 76V77H63ZM67 76H69L70 77V75H67ZM194 76H195V78H194V80H195V82H196V84H197V86H202L203 85V83L201 84V82H200V80L198 79V78H196L197 76L194 74ZM3 77V78H4ZM12 77L11 78H9V79H11V80H13L12 79ZM31 77V76H30ZM56 79H55V78ZM90 77H92V75L90 76ZM208 77V76H207ZM3 78H0V80L1 79H3ZM8 78V77H7ZM65 77H63L62 79H64ZM68 78V77H67ZM67 78L65 79V80H67ZM101 78V77H100ZM142 78V77H141ZM211 78H212V75H211ZM70 79H71V77H70ZM93 79H95V77L93 76ZM96 79H97V77H96ZM184 79H186V76H185V78ZM58 80V81H59ZM75 80V79H74ZM77 80V79H76ZM143 80V79H142ZM4 80H2L1 82H3ZM6 81V80H5ZM15 81V80H14ZM57 81V82H58ZM62 81V80H61ZM87 81V80H86ZM95 81H97V80H95ZM7 82H9L8 80H7ZM7 82H5V83H7ZM66 81H64V83H65ZM83 82V81H82ZM99 82H101V81H99ZM202 82H204V80H202ZM205 82H206V80H205ZM247 82H248V84H250L251 83V80L250 79H248L247 80ZM4 82L3 83H0V84H3L2 86L0 85V87L2 88V90L3 91H0V92H3L2 94L0 93V96L1 97H3V98H7V95L8 94H6V92L7 91H11V84H9V83H7V84H5ZM11 83V82H10ZM54 83V82H53ZM62 83V82H61ZM69 83H70V81H69ZM87 83V82H86ZM85 83V84H86ZM89 83V82H88ZM91 83V82H90ZM178 83H180V81L178 82ZM220 83V82H219ZM252 83H253V86H255V95L253 94V91H252V89L250 90V95L248 96V98H249V100H248V102H247V105H246V107H248L250 110H255V108L257 107L256 105H262L263 106V108H262V110H260V111H258V113L261 115V119H262V117L264 116V104H260V101H261V98L263 97V95H261L262 93H264V75H263V72H260V73H258L257 75H256V77L254 78V81H252ZM15 83L12 81V85H13V87H15V85H14ZM30 84H32L31 85V89L29 88V86H30ZM55 86H57V83L55 82ZM76 84V83H75ZM82 84V83H81ZM96 84V83H95ZM123 84V85H122ZM182 84V83H181ZM207 83H205V85H206ZM6 85H9L8 87L6 86ZM64 85V84H63ZM84 85V84H83ZM120 85H122V86H120ZM139 85V84H138ZM140 85H141V87L140 88H142V81L140 82ZM204 85V86H205ZM53 86H54V84H53ZM59 86H60V84H59ZM65 87H66V84L64 85ZM80 86V85H79ZM93 86V85H92ZM96 86V85H95ZM120 86V87H119ZM183 86H185V85H183ZM219 86H221V87H223V85H221V83H220V85ZM3 87H7L9 90H7L6 91V88H5V90L3 89ZM10 87V88H9ZM68 87V86H67ZM73 87V86H72ZM78 87V86H77ZM77 87L75 88L76 89V93H77V91L79 90H77ZM139 87V86H138ZM62 88V87H61ZM81 88V87H80ZM93 88V87H92ZM110 88L112 89V90H110ZM134 88V87H133ZM177 88V87H176ZM182 89H183V87H181ZM185 88V87H184ZM205 89L204 90H206V87H204ZM18 88H16V93H14L15 94V96H11V94H13L12 93V91H11V93H10V95H8L9 96V98H7V99H11V98H13L12 100H13V102L12 101H10V103H11V105H10V107H12V106H14V105H17L18 107H16V109H17V111L20 113V114H23L24 113V111L22 112V110L23 109H25V107H26V105H27V107L30 105V104H24L23 102L27 99L28 100V98H27V96L29 97V95H27L26 96V98L23 100V101H19V99H17L16 98V95L18 94V96H19V94L20 93H22V91L20 92V89L21 88H19V90H17ZM51 89H53V88H51ZM55 89H56V87H55ZM59 89H60V87H59ZM58 89V90H59ZM71 89V88H70ZM69 89V90H70ZM136 89H137V87H136ZM148 89H145V90H148ZM162 89V88H161ZM181 89V90H182ZM223 89V88H222ZM230 89V87H228V85H224V89L223 90H229ZM232 89V88H231ZM1 90V89H0ZM21 90H23V89H21ZM33 90V89H32ZM74 90V89H73ZM81 90V92H82V88L80 89ZM201 90V89H200ZM199 90V91H200ZM13 91H15V88H13ZM57 91V90H56ZM60 91H61V89H60ZM132 91H134V90H132ZM184 91V90H183ZM5 92V93H4ZM19 92V93H18ZM24 92V93H25ZM29 92H27L26 94H29ZM47 92V93H46ZM58 92V91H57ZM70 92V91H69ZM80 92V91H79ZM78 92V94L80 95V93ZM141 92H142V89H141ZM186 92V91H185ZM222 92V91H221ZM32 93H34V91H32ZM36 93V94H37ZM54 93H55V91H54ZM68 93V92H67ZM66 93V94H67ZM74 93V92H73ZM126 93V92H125ZM146 93V92H145ZM6 94V95H5ZM23 94V93H22ZM31 94V93H30ZM57 94V93H56ZM100 94V93H99ZM123 94V95H122ZM131 94H134L133 92L131 93ZM130 94V95H131ZM160 94H162L163 95V93H161V92H159V95L157 96V98L155 99V102L158 104H156L157 106H159V105H161V104H164V99H163V97H162V95H160ZM186 94V93H185ZM221 95H222V93H220ZM5 95V96H4ZM68 95V94H67ZM75 95H77V94H75ZM105 95V94H104ZM227 95V94H226ZM11 96V97H10ZM20 96H22V95H20ZM19 96V97H20ZM33 96H34V94H33ZM40 96V95H39ZM72 96V95H71ZM85 97H86V95H84ZM84 96L82 95V97L84 98ZM136 96H138V94L136 93ZM184 96V95H183ZM190 96H191V94H190ZM189 94H187V96H186V98H187V100L189 99ZM253 96V97H252ZM1 97H0V99H1ZM18 97V98H19ZM35 98H36V96H34ZM69 97V96H68ZM75 97V96H74ZM74 97L72 96V99H74ZM92 97V96H91ZM96 97V98H97ZM120 97V98H121ZM129 97V96H128ZM140 97V96H139ZM156 97V96H155ZM154 97V98H155ZM192 97V96H191ZM255 97H257V98H255ZM3 98L1 99V100H3ZM5 98V99H6ZM30 98V97H29ZM41 98V97H40ZM39 98V99H40ZM46 98V97H45ZM65 98H66V96H65ZM75 98H77V97H75ZM94 99L95 101L96 100H98V99ZM134 98H135V96H134ZM142 98V97H141ZM206 97H203V99H205ZM224 98V97H223ZM4 99V100H5ZM17 99V100H16ZM21 99V98H20ZM34 98L32 97V100H33ZM68 98H66V100H67ZM85 99H87V98H85ZM84 99V100H85ZM88 99H90L89 97H88ZM88 99H87V101H85V103L86 102H88ZM126 99H128V98H126ZM203 99H202V101H203ZM32 100H28V101H32ZM35 100V99H34ZM33 100V101H34ZM66 100H63V101H66ZM75 100V99H74ZM77 100V99H76ZM199 101H200V99H198ZM234 100V99H233ZM16 101H19V102H22V103H18V102H16ZM119 101H120V99H119ZM122 100L120 101V102H123ZM126 101V103L125 102H123V104L121 103V104H118L117 103V101H116V103L117 104H114L115 105V107H110L111 109L110 110H108V109H106V111L108 110V112H106V113H102V114H100V116L98 117V119H96V117H95V114H94V110H96V108L97 107H95V105H94V103L92 102V101H89L88 102V107L86 108V106L82 103V101H79L78 103H77V106L75 107L74 105V107L73 108H75V110H73V111H69V109H67L66 111H62L63 113L65 112V114H63L64 116L67 114H70V116H72V115H75V117H73V119H71L70 118V120H68V119H65V120H67L66 121V123H67V125H65L64 123H62L61 121L60 122H58L56 125V129H55V127H54V124L56 123V121L55 120H53V121H51L50 122V120L48 119V116H50L49 114L51 113L49 110H48V108H47V106H50L51 104H49L50 102H48V104H47V106L46 107H42L43 109L45 108H47V110H46V112H49L48 114L45 112V111H39L38 112V110L34 107V104L32 105V108H34V110H33V113H31L32 112V110H31V112H30V110H29V112L31 113L30 115H28V116H26V115H24V117H22V115L21 116H19V118L20 117H22L23 118V121H25V123L28 121V123H29V127H25V128H27V129H31V130H33V131H30L29 133H27V137H29L28 138V141H26L27 139H25V141H24V143H25V145H26V142H27V146L26 147H28L29 148V146L28 145H32L33 144V146L29 149V151H28V149H27V152L29 153V154H27L26 153V151H24V148L23 147H25V145L21 148V146L20 147H18L19 145H23V144H21V143H18V139H17V141H15V139H14V141L15 142H13V140H12V136L10 137V136H8L9 134H6L5 133V135H3V136H0V159L2 160V163L0 162V172H2L1 174H0V188L3 190L2 191V193H5L6 192V190L8 191V189L10 190V188H8V187H11V190H10V192H12V194L11 193H9L10 195H8L9 197L11 196V195H13V196H11V197H13L12 198V200L13 201H19V199H21L20 201H23V203H20L21 205H19V202L17 201V202H15L16 203V205L18 206V207H20V208H16V212L14 211V210H12V208L10 207V206H12L13 208H14V206L13 205H10L9 206V203H11V202H9L8 200H6V199H10V198H6L5 199V197H3L2 198V196H1V198L3 199L2 201H1V203H0V205H1V210H0V212H3L4 213V216L6 217V220H4V221H1L0 220V229L2 228V226L4 225V224H12V222H16L17 223V226H18V224L20 225V226H22V225H24V227H25V224H29V222H30V224L32 223V225H33V232L30 230V232L31 233H33L34 235H35V233L36 232H40V230H42V229H45V231L48 233V228H47V226H46V222L48 221L49 222V220L48 219H50V220H55V219H51V217H49V215H48V217L46 216V214H45V216L48 218V219H46V217L43 215V214H41V211H40V214H39V211L38 212H36L35 211V214L36 215H33V214H31L32 216H35V217H32L31 215L29 216L28 215V213H29V211H34V210H39L40 208H43L44 206V204L43 203H41L40 201H43V202H45L46 200H47V198L49 199V198H51V197H49V196H47L48 194H50V196H51V193L52 194H55V195H52V198L50 199L51 201H53L54 200V196L56 197V202H55V204H60L61 205V203L65 206V204L63 203L64 201H65V196H64V200H62L63 202H61V203H59V201H58V199L60 200V198H58L56 195H57V193H55V187L56 188H59L60 187V185L58 184V186H57V184H56V182H58V178H59V181H61V177H63V175H68L69 174V172H70V174L73 172H75L76 174H79V172H80V170L82 169V166H83V164H84V170L82 171V172H80L81 173V175L79 176V175H76L75 177L73 176L72 178H74V179H72L71 177L69 178L70 180H68V178H67V180H66V182H65V184H67V181L69 182L70 181V184H71V181L73 182V181H76L77 179H81V178H83L84 177V175L86 174L87 175V171L89 170V172L94 168V167H92V165H94V163L96 162L97 163V158L100 156H103V157H107L106 159L107 160H109L110 162L109 163H105V164H108V165H105V164H103L104 163V161L106 162L107 160L106 159H104V161H103V163L101 164V162H99L100 164H101V166L103 165V167L101 168L100 167V164L98 163V165L97 166H99V168H94V171L96 170L97 171V173H96V171H95V173H96V176H97V178H96V176L95 177H89V179H88V181L87 182H83L84 181V179H81V180H83V181H81V183H76V182H74V183H76L75 185H73L72 184V187L74 188V191H81V189L82 190H84L83 188H87L88 186H89V188H90V190H91V192H90V194L89 195H87L86 194V191H85V193L84 194H82V193H80V194H82L83 195V197H82V195H80V198L82 197L83 199H84V201H85V199H87L86 197L87 196H91L92 197V184H96L95 185V187L97 188V189H103V186L105 185V184H101V183H103L102 181H104V177H109L110 175H115L118 171H119V169H121L122 167H120V166H123L122 165V157H123V155H124V153H123V151L122 150H124V148H126V149H129V148H132V150H133V148H137L138 146H137V142H136V140H135V138H133L132 137V135H130V137H129V135H128V137L129 138H127V135H125V133H127V131L125 132V133H123V134H121L120 136H118L117 134H118V131H120V128H121V130H122V127H124L123 129L125 130L126 129V127H125V124L127 123V121L126 120H122V119H124V118H122V115L123 114H126L125 113V110H123L124 108H125V106L124 105H127V100H125ZM154 101V100H153ZM152 101V102H153ZM202 101H200L201 102V104L203 105V103L204 102H202ZM220 101H224V100H220ZM263 102H264V100H262ZM27 102V101H26ZM25 102V103H26ZM46 102V101H45ZM75 102V101H74ZM73 102V103H74ZM84 102V101H83ZM129 102V101H128ZM154 102V103H155ZM184 102H185V100H184ZM184 102H183V104H184ZM193 102V101H192ZM207 102V101H206ZM213 102V101H212ZM229 102V101H228ZM235 102V101H234ZM233 102V103H234ZM257 102H258V104H257ZM4 104L5 103V101L4 102H0V104ZM32 103V102H31ZM40 103H42V101H40ZM61 103V102H60ZM136 104H138L137 102H135ZM167 103H168V101H167ZM176 103V102H175ZM179 103V102H178ZM190 103V102H189ZM207 103H209V101L207 102ZM37 104H39V103H37ZM67 104V103H66ZM69 104V103H68ZM67 104V105H68ZM76 104V103H75ZM180 104V103H179ZM192 104V103H191ZM197 104V103H196ZM231 104V103H230ZM61 105V104H60ZM59 105V106H60ZM113 105V106H114ZM140 105V104H139ZM166 105V104H165ZM173 105H174V103H173ZM6 106V105H5ZM53 106V105H52ZM72 106V105H71ZM107 107H108V105H106ZM132 106H135V104L134 105H132ZM169 106V105H168ZM187 106V105H186ZM192 106H194V105H192ZM209 106H211L210 107V109H209V113H210V111H213V108H212V106L213 105H211V103H210V105ZM231 106H233V105H231ZM10 107H4V108H2L1 107V105H0V133H1V131H3L4 132V130H6V126H7V124H8V122L10 121V119H12L11 118V114H13V113H10L12 110L10 109ZM26 107V108H27ZM51 107V106H50ZM57 107V106H56ZM63 107V106H62ZM68 107H69V105H68ZM120 107V108H119ZM164 107H166V106H164ZM178 107V106H177ZM201 107H203V106H201ZM200 107V108H201ZM2 108V109H1ZM30 108V107H29ZM31 108V109H32ZM38 108V107H37ZM42 108H40V109H42ZM54 108V107H53ZM85 108H86V110H85ZM104 108H105V106H104ZM117 108V110H115ZM118 108L120 109V110H118ZM189 108V107H188ZM235 108H236V106H235ZM11 110L10 112H9V110ZM56 109V108H55ZM60 109V108H59ZM72 109V108H71ZM143 109V108H142ZM257 110H258V108H256ZM26 110V109H25ZM155 110V109H154ZM153 110V111H154ZM179 110V109H178ZM14 111V110H13ZM27 111H28V109H27ZM27 111L25 112L26 114H27ZM57 111V110H56ZM55 111V112H56ZM100 111H103V110H100ZM172 111V110H171ZM195 111V110H194ZM196 111H198V109L196 110ZM29 112H28V114H29ZM42 112H44L45 114V116H43L42 115ZM52 112H54L53 110H52ZM54 112V113H55ZM72 112V113H71ZM127 112V111H126ZM201 112V111H200ZM199 112V113H200ZM96 113H97V111H96ZM101 113V112H100ZM123 113V114H122ZM193 113V112H192ZM198 113V114H199ZM202 113L203 112H201L200 114L202 115ZM205 113V112H204ZM203 113V114H204ZM15 114V113H14ZM35 114V116H33ZM53 114V113H52ZM61 114V113H60ZM72 114V115H71ZM92 115V117L91 116H88V115ZM130 114V113H129ZM170 114V113H169ZM189 114H190V112H189ZM206 114V113H205ZM47 115V116H46ZM66 115V116H67ZM164 115V114H163ZM187 115V114H186ZM65 116V117H66ZM69 116V117H70ZM87 116L90 118H92V119H94V117H95V120H97L96 121V123L95 124H97L96 126L97 127H95V125L93 126L95 129H97V130H94V131H97L98 132V134L97 135H99V134H102L103 135V133H102V131L103 132H105L106 134L105 135H107V134H109V135H107V136H109L108 138H112V140H110V141H107V142H105V141H103V142H105V143H103V147L102 148H99V145L97 144H94V143H96V141H94V140H92V138L90 137V135L91 136H94L95 138H96V136H95V134L97 133V132H95L94 133V131L93 132H91L92 131V129H91V131H90V129H89V131L91 132V134H90V132H88V134H86L87 132L85 131V130H87L86 128L87 127H90V126H88V119H87ZM157 115H155V117H156ZM171 116V115H170ZM192 117H191V119H194L193 117H195V116H193V115H191ZM17 117V116H16ZM52 117H53V115H52ZM51 117V118H52ZM63 117V116H62ZM64 117V118H65ZM69 117H67V118H69ZM129 117H130V115H129ZM141 117V116H140ZM150 117V116H149ZM198 117V116H197ZM196 117V118H197ZM18 118V117H17ZM16 118V119H17ZM21 118V119H22ZM25 118V119H24ZM33 118V119H32ZM63 118V119H64ZM126 118V117H125ZM189 118V117H188ZM198 118H200V117H198ZM143 119V118H142ZM182 119V118H181ZM260 119V120H261ZM18 120V119H17ZM36 120V121H35ZM94 120V121H95ZM93 121V120H92ZM92 121H90V122H92ZM187 121V120H186ZM188 121H189V119H188ZM192 121V120H191ZM17 122V121H16ZM82 123V124H80V126L82 125L83 126V129H81V130H77L76 132L74 131V129L77 127V124L76 123ZM89 122V123H90ZM141 122V121H140ZM181 122H182V120H181ZM23 123V122H22ZM27 123V124H28ZM40 123H45V124H49L47 127L49 128V126H50V124H51V126H50V130H47L46 132L45 131H43V132H45V133H47V137L49 138H47L48 140H46L45 138V136H42V137H45L44 139H45V141L43 142V141H41V139H42V137H41V135H38V125L40 124ZM153 123V122H152ZM155 123V122H154ZM186 123V122H185ZM16 124H18V123H16ZM45 124L43 125L44 127H45ZM75 124V125H74ZM93 124H94V122H93ZM151 124V123H150ZM161 124H163V123H161ZM179 124V123H178ZM181 124V123H180ZM184 123H182L180 126H184L183 125ZM258 124H260V122L258 123ZM264 124V123H263ZM15 125V124H14ZM14 125H13V127H14ZM41 125V124H40ZM40 125H39V127H40ZM74 125V126H73ZM87 125V126H86ZM133 125H135V124H133ZM139 125V124H138ZM159 125V124H158ZM186 125V124H185ZM187 125H188V123H187ZM251 125L253 126V125H256V124H248V125H246V126H244L245 127V129L247 128V127H249V129L251 128ZM9 126V125H8ZM26 126V125H25ZM28 126V125H27ZM76 126V127H75ZM142 126V125H141ZM141 126H140V128H141ZM169 126V125H168ZM43 127V128H44ZM46 127V128H47ZM75 127V128H74ZM139 128V126H136V129H138ZM148 127V126H147ZM229 127V126H228ZM244 127L242 128V129H244ZM11 128V127H10ZM41 128V127H40ZM47 128V129H48ZM78 128V127H77ZM160 128V127H159ZM54 129L56 130V136L55 137H53V135H55V132H54V134H53V131H54ZM135 129V130H136ZM222 129V128H221ZM239 129H241V128H239ZM248 129V133H247V135H246V137L244 138V139H242L240 142H239V144H236L235 143V145H237L235 148H236V150H237V152H239L240 153V155H239V158H240V156H241V161H239L240 163H243L244 165H245V167L246 168H249L250 170H251V172L253 173V175H252V179L253 180H256L257 182H259V183H261V185L262 184H264V131H261V129L259 128V130L260 131H257V132H259V134L261 135V136H259L257 133L255 134V133H251V132H249L250 130ZM14 130V129H13ZM21 130V129H20ZM134 130V129H133ZM251 131H252V128H251ZM20 132V131H19ZM25 132V131H24ZM28 132V131H27ZM41 132V131H40ZM124 132V131H123ZM133 132V131H132ZM142 132V131H141ZM171 132V131H170ZM237 132H240V131H237ZM11 133V132H10ZM18 133V132H17ZM37 133V134H36ZM92 133H94L93 135H92ZM135 133V132H134ZM137 133V132H136ZM208 133V132H207ZM242 133H243V131H242ZM242 133H239V134H242ZM44 134V133H43ZM130 134V133H129ZM168 134V133H167ZM209 134V133H208ZM216 134V133H215ZM10 135H12V134H10ZM23 135V134H22ZM30 135V136H29ZM83 137L84 139L86 138H89V140L87 139V141H88V143L89 144H87V145H89V146H85V147H83L82 148V151L81 152H77V150H76V152L74 151V150H72L71 151V154L73 155V156H75V158L77 159V161L78 160H80V164H82V166H81V169H79V171H78V169H77V167H75L74 165L76 164V166H79L80 164H78V162L76 161V162H73V160L75 159H71V158H73V157H71L70 155H69V153L68 154H66V156L68 157V155L70 156V159H71V161H72V165H71V168H70V164L69 165H66V163L68 162V159L69 158H67V159H65V155L63 156L64 157V161L66 162H63V158H62V155H60L59 156V154H58V156L59 157H57L58 158V162H59V164H61V163H63V164H65L64 166H65V168L67 167L68 169H70L69 170V172L66 174V172L68 171V169H66V171H65V169H61L60 171V173L58 174L57 173V169H56V171H54V169H55V167H53V171L51 170V168L49 169L48 168V166H50V165H45V164H48L49 163V161H47L48 163H46V160H48L49 158H51V157H49V155H50V153H53L54 152V155H57L56 153L59 151V152H61V150H58V148L56 149L55 148V145L54 144H57L56 142H58L59 143V141L60 140H64L65 141V143L66 142H70V140L69 139H71V140H76L75 138H78V137ZM106 136V137H107ZM206 136V135H205ZM209 136V135H208ZM207 136V137H208ZM214 136V135H213ZM226 136V135H225ZM234 136V135H233ZM242 136V135H241ZM15 137H16V135H15ZM40 137H41V139H40ZM72 137H74V139H72ZM93 137V138H94ZM240 137V136H239ZM239 137H237V138H239ZM55 138H57V140L58 141H56L55 140ZM94 138V139H95ZM98 138H99V136H98ZM139 138V137H138ZM204 138V137H203ZM206 138V137H205ZM243 138V137H242ZM21 139V138H20ZM23 139V138H22ZM91 139V140H90ZM102 139V138H101ZM172 139V138H171ZM208 139V138H207ZM43 140V139H42ZM49 140H51L50 142H48ZM53 140V141H52ZM82 140V139H81ZM125 141V144H127L126 146H124L123 147V143H122V141ZM198 140V139H197ZM204 140V139H203ZM215 140V139H214ZM77 141V140H76ZM79 141V140H78ZM84 141V140H83ZM201 141V140H200ZM223 141V140H222ZM259 141H261L262 143H259ZM21 142H22V140H21ZM51 142H53V144H52V147H53V151L52 152H50V150H49V148H50V146H49V144L48 143H51ZM127 142V143H126ZM194 142V141H193ZM199 142V141H198ZM221 142V141H220ZM220 142H218V143H220ZM257 142H258V144H257ZM18 143V144H17ZM189 143V142H188ZM195 143V142H194ZM193 143V145H195ZM61 144V143H60ZM63 144V143H62ZM167 144H168V142H167ZM178 144V143H177ZM201 144V143H200ZM202 144H203V141H202ZM221 144V143H220ZM256 144L258 145V150H256L255 149V146H256ZM59 145V144H58ZM64 145H66V144H64ZM78 145V144H77ZM166 145V144H165ZM171 145V144H170ZM78 146H80V145H78ZM77 146V147H78ZM96 146V147H95ZM201 146H203V145H201ZM217 147L219 146V145H216ZM62 147H63V145H62ZM170 147V146H169ZM169 147H167V148H169ZM173 147V146H172ZM172 147H171V149H172ZM177 147V146H176ZM175 147V149H177ZM187 147H190V144H188L187 145ZM232 147V146H231ZM18 148V149H17ZM65 148V147H64ZM190 148H193L192 147V145H191V147ZM232 148H234V146L232 147ZM11 150V151H15V153H16V156L15 157H13V153H12V157H10V153H9V151H7V153H6V151L5 150ZM71 149V148H70ZM125 149V150H126ZM188 149V148H187ZM202 149V148H201ZM66 150V149H65ZM65 150H63L64 152H65ZM79 150H81V149H79ZM190 150V149H189ZM192 150V149H191ZM224 150V149H223ZM230 150H231V148H230ZM230 150H228V152L230 151ZM235 150V151H236ZM37 151H38V153H37ZM128 151H131L130 149L128 150ZM135 151H138V149H134V151H133V153H135ZM168 151V150H167ZM172 151V150H171ZM195 150L193 149V151L192 152H194ZM66 152H68V151H66ZM70 152V151H69ZM83 152V153H82ZM127 152V151H126ZM179 152H181V151H178L177 153H178V155H181V153H179ZM196 152V151H195ZM225 152H227V151H225ZM233 152V151H232ZM237 152H236V154H237ZM9 153V154H8ZM62 153V152H61ZM78 153V154H77ZM167 153V152H166ZM168 153H169V151H168ZM185 153V152H184ZM230 153V152H229ZM235 153V152H234ZM76 154V155H75ZM182 154H183V152H182ZM231 154V153H230ZM7 155V159L4 157V156H6ZM53 155V154H52ZM111 155L113 156V157H111ZM115 155V156H114ZM136 155H137V153H135V157H136ZM170 155H173V152L170 154ZM184 155V154H183ZM110 156V157H109ZM4 157V159H6L7 161L5 162V161H3L4 159H2ZM19 157H22V160L19 158ZM53 157H55V156H53ZM124 157H125V155H124ZM134 157V155H131V158H133ZM147 157H149L148 155H146V157H145V159L147 158ZM153 158H154V156H152ZM151 157V158H152ZM168 157V156H167ZM184 158H185V156H183ZM237 157V156H236ZM60 158H62V159H60ZM120 158V159H119ZM126 158V157H125ZM129 158V157H128ZM131 158H129V159H131ZM151 158H149L150 160H151ZM158 158V157H157ZM238 158V157H237ZM52 159V158H51ZM99 159H101V158H99ZM156 159V158H155ZM174 159H176V158H174ZM179 159V158H178ZM177 159V160H178ZM193 159V158H192ZM0 160V161H1ZM55 160V159H54ZM53 159H52V161H54ZM133 160H135V159H133ZM148 160V159H147ZM185 160H186V158H185ZM239 160V159H238ZM52 161L50 162V164L52 163ZM56 161V160H55ZM129 161V160H128ZM128 161L126 162V163H128ZM132 161V160H131ZM153 161H154V159L151 161L152 163H153ZM156 161V160H155ZM164 161V160H163ZM174 161V160H173ZM180 161V160H179ZM199 161V160H198ZM204 161V160H203ZM4 162V163H3ZM24 163V164H22V165H25L26 164V167L25 166H23L24 168L22 169V168H17L18 170L19 169H21V174H19V173H17V172H14L15 170L13 169V168H15V167H17V166H19L21 163ZM69 162H70V160H69ZM68 162V163H69ZM81 162H84V163H81ZM125 162V161H124ZM143 162V161H142ZM142 162H139L140 164L142 163ZM150 162V161H149ZM149 162H146L147 164L146 165H148V163ZM177 163H178V161H176ZM186 162V161H185ZM184 162V163H185ZM202 161L200 160V162H199V165H200V163H201ZM225 162V161H224ZM229 162V161H228ZM228 162H226V163H228ZM74 163V164H73ZM96 163H95V165H96ZM125 163V164H126ZM145 163V162H144ZM155 163V162H154ZM192 163V162H191ZM194 163V162H193ZM192 163V164H193ZM53 164V163H52ZM54 164H56V163H54ZM124 164V165H125ZM129 164H130V162H129ZM129 164H128V166H129ZM143 164V163H142ZM186 164H188V163H186ZM185 164V165H186ZM195 164V163H194ZM193 164V165H194ZM2 165L3 166H5V167H7L6 169H3L2 168ZM22 165L20 166V167H22ZM57 165L58 164H56L55 166L57 167ZM111 165V166H110ZM139 165V164H138ZM137 165V166H138ZM196 165V164H195ZM205 165V164H204ZM235 165H237L236 163H235ZM238 165H239V163H238ZM63 166V165H62ZM105 166V167H104ZM108 166V167H107ZM127 166V165H126ZM174 166V165H173ZM172 166V167H173ZM196 166H198V165H196ZM201 166V165H200ZM52 167V166H51ZM61 167V166H60ZM90 167H92V168H90ZM110 167V168H109ZM135 167V166H134ZM139 167H144V166H139ZM139 167H137L138 168V173H139V171L141 170H139ZM167 167H169V166H167ZM193 167L194 166H192V170H193ZM199 167V166H198ZM197 167V168H198ZM236 167V166H235ZM239 169H240V167L239 166H237ZM125 168V167H124ZM147 168V167H146ZM151 168V166H149L148 167V169H150ZM174 168V167H173ZM201 168H203V167H201ZM238 168H236V169H238ZM9 169H13L14 171H12V173L11 172H9ZM48 169H49V171H48ZM98 169V170H97ZM123 169V168H122ZM131 169V168H130ZM129 169V167H127V172H126V175H127V173H128V170H130ZM133 169V168H132ZM131 169V171L130 172H132L133 170ZM152 169H154V168H151V171H153ZM169 169V168H168ZM172 169V168H171ZM195 169V168H194ZM204 169H205V167H204ZM204 169H203V171H204ZM238 169V170H239ZM48 171V172H46V171ZM62 170H64V172H62ZM143 170V169H142ZM145 170H147V169H145ZM210 170V169H209ZM34 172L35 173V176L36 177H33V173L32 172ZM41 171H43V176H44V172L47 174H49L46 178H45V176L43 177V176H41L40 175V173H41ZM93 171V170H92ZM94 171L92 172V173H94ZM109 171H111V174L109 175ZM123 171H126V170H123ZM136 171V170H135ZM135 171H134V173H135ZM156 171V169H154V171L153 172H155ZM195 171V170H194ZM202 171V170H201ZM208 171V170H207ZM219 171V170H218ZM237 170H235V172H236ZM23 172H26V174H29V175H31L33 178H32V185H30L29 184V182H27V180L26 179H29V177L28 176H26L25 174H23ZM58 172H59V170H58ZM107 172H108V174H107ZM129 172V173H130ZM150 172V171H149ZM148 171H147V173H149ZM153 172H151V173H153ZM209 172V171H208ZM208 172H205V173H208ZM94 173V174H95ZM124 173V172H123ZM137 173V172H136ZM144 173H146V172H144ZM143 173V174H144ZM146 173V174H147ZM157 173V172H156ZM192 171H191V173H189V174H191L192 175ZM205 173H203V175H206ZM210 173V172H209ZM99 174V175H98ZM105 174H107V175H109V176H106ZM145 174V175H146ZM166 174V173H165ZM195 174V173H194ZM193 174V175H194ZM224 174V173H223ZM39 175L41 176V177H43L42 179H41V177H39ZM85 175V177L87 178L88 176H86ZM112 175V176H113ZM117 175V174H116ZM125 176V173L124 174H122L121 175V177L122 176ZM133 175V174H132ZM132 175H131V177H132ZM136 175V174H135ZM148 175V174H147ZM191 175H190V177L189 178H192L191 177ZM197 175H201V174H197ZM235 175V174H234ZM70 176V175H69ZM93 176V175H92ZM98 176H103L102 178H103V180L101 181V179L98 177ZM120 176V175H119ZM139 176V175H138ZM162 176V175H161ZM163 176H165V175H163ZM184 176V175H183ZM206 176H209V175H206ZM205 176V177H206ZM231 175H229V177H230ZM68 177V176H67ZM143 177H145L144 175H143ZM194 177V176H193ZM204 177V178H205ZM228 177V178H229ZM26 178V179H25ZM36 178V179H35ZM45 178V179H44ZM77 178V179H76ZM99 178V179H98ZM110 178V181L112 180L111 179V177H109ZM123 178V177H122ZM133 179H134V177H132ZM136 178V177H135ZM152 178V177H151ZM150 178V179H151ZM188 178V177H187ZM204 178H203V180H204ZM208 178V177H207ZM218 178V177H217ZM231 178V177H230ZM19 179H21V180H26V181H21V182H19L18 183V187L16 186V184L15 183H17V181L19 180ZM44 179V180H43ZM118 179V178H117ZM117 179H113L112 181H117L118 182V180ZM131 179V178H130ZM146 179H147V177H146ZM149 179V178H148ZM147 179V180H148ZM155 179V178H154ZM158 179V178H157ZM160 179H161V177H160ZM179 179H180V177H179ZM199 179V178H198ZM221 179V178H220ZM219 179V180H220ZM17 180V181H16ZM57 180V181H56ZM64 180V179H63ZM109 180V179H108ZM108 180L106 179L105 181L106 182H104V183H108ZM125 180V179H124ZM128 180V179H127ZM126 180V181H127ZM136 180H138L137 178H136ZM144 180V179H143ZM187 180V179H186ZM191 180V179H190ZM101 181V182H100ZM112 181H111V183H112ZM121 181H123V180H121ZM139 181V180H138ZM142 181V180H141ZM163 181V180H162ZM170 181H171V179H170ZM196 181V180H195ZM61 182H64V181H61ZM60 182V183H61ZM117 182L115 183V184H117ZM156 182V181H155ZM193 182V181H192ZM233 182V181H232ZM251 181H249V179H246V182L245 183H247V184H249ZM82 183H84V184H82ZM114 183V182H113ZM113 183H112V185H113ZM139 183V182H138ZM151 183V182H150ZM150 183H149V185H150ZM158 183H160V182H158ZM191 182L189 181L188 182V184H190ZM193 183H195V182H193ZM192 183V184H193ZM205 183V182H204ZM224 183H226V182H224ZM259 183H258V185H259ZM15 184V185H14ZM61 184H63V183H61ZM70 184H67L68 186H67V188H69V185ZM122 184H123V182H122ZM127 184V183H126ZM156 184V183H155ZM14 185V187L16 186V190H12V186ZM34 185V186H33ZM119 185V184H118ZM118 185H116L117 187H121V186H118ZM124 185V184H123ZM122 185V186H123ZM194 185V184H193ZM231 185H232V183H231ZM251 185H252V183H251ZM64 186V185H63ZM87 186V187H86ZM110 186L111 185H109L108 187H109V189H111L110 188ZM114 187V188H117V187ZM127 186V185H126ZM125 186V187H126ZM133 186H135V185H133ZM140 185L138 184V187H139ZM156 186V185H155ZM227 186V185H226ZM225 186V187H226ZM253 186V185H252ZM124 187V188H125ZM159 188V184L155 187V188ZM173 187H175L174 185H173ZM173 187H171V188H173ZM8 188V189H7ZM114 188H112V189H114ZM132 188V187H131ZM130 188V189H131ZM143 188H144V186H143ZM154 188V187H153ZM158 188H157V190H158ZM251 188V187H250ZM260 188V187H259ZM122 189V188H121ZM135 189V188H134ZM145 189V188H144ZM165 189V188H164ZM164 189H162V191H164ZM179 189V188H178ZM222 189V188H221ZM245 189V188H244ZM262 189V188H261ZM103 190H105V188L103 189ZM107 190V189H106ZM115 190V189H114ZM113 190V191H114ZM118 190V189H117ZM123 190V189H122ZM137 190H139V188H137ZM247 190H248V188H247ZM247 190H245V192H243V193H247ZM14 191H16V193L14 192ZM21 192L20 194H21V196L19 195V192ZM61 191V190H60ZM108 191V190H107ZM109 191H111V190H109ZM112 191V192H113ZM140 191H141V186H140ZM144 191V190H143ZM153 191H155V190H153ZM152 191V192H153ZM242 191V190H241ZM261 191V190H260ZM263 191V190H262ZM73 192V191H72ZM145 192V191H144ZM155 192H159V191H155ZM160 192H161V188H160ZM165 192V191H164ZM1 193V192H0ZM65 193V192H64ZM135 193V192H134ZM137 193V192H136ZM139 193V192H138ZM242 193V192H241ZM60 194V193H59ZM61 194H62V192H61ZM71 194H73V193H71ZM141 194V193H140ZM140 194H139V196L138 197H140ZM143 194V193H142ZM141 194V195H142ZM148 194H149V192H148ZM161 194H162V192H161ZM160 194V195H161ZM262 194V196H263V193H261ZM3 195H5V194H3ZM76 195V194H75ZM5 196H7V194L5 195ZM18 196H20V198L18 197ZM47 196V197H46ZM67 196V195H66ZM131 196V195H130ZM130 196H129V198H130ZM135 196V195H134ZM156 196V195H155ZM157 196H158V199H159V195L157 194ZM157 196L156 197H154V195H153V197H154V199H152L153 201H151V203H156L155 202V198H157ZM19 199H18V198ZM77 197V196H76ZM91 197H89V198H91ZM132 197H133V195H132ZM146 197V196H145ZM147 197H148V199H149V197H152L151 195L150 196H148L147 195ZM254 197H255V195H254ZM256 197H257V195H256ZM259 197H260V195H259ZM63 198V197H62ZM61 198V199H62ZM67 198V200H68V198L69 197H66ZM78 198V197H77ZM129 198H128V200H129ZM141 198V197H140ZM252 198V197H251ZM258 198V197H257ZM83 199H82V201H83ZM135 199H138V198H135ZM144 199V198H143ZM142 199V200H143ZM147 199V198H146ZM158 199H156V200H158ZM173 199V198H172ZM243 199H244V197H243ZM260 199V198H259ZM67 200L65 201V202H67ZM89 200H91V199H89ZM88 200V201H89ZM140 200V199H139ZM150 200H151V198H150ZM149 200V201H150ZM240 200V199H239ZM251 200H253V199H251ZM251 200H250V202H248V203H251L252 204V202H251ZM50 201V202H51ZM57 201H58V203H57ZM83 201V202H84ZM87 201V200H86ZM145 201V200H144ZM149 201H147L146 200V202L145 203H147L146 205H149ZM241 201V200H240ZM260 201V200H259ZM79 202V201H78ZM81 202V201H80ZM106 202H109V201H106ZM106 202H104V206H106ZM139 202V201H138ZM46 203H47V201H46ZM52 203V202H51ZM144 203V202H143ZM142 203V204H143ZM145 203H144V205H145ZM242 203H244L243 202V200H242ZM242 203L240 204V205H242ZM247 203V204H248ZM53 204V203H52ZM55 204H54V207H55ZM47 205V204H46ZM59 205V206H60ZM81 205V204H80ZM109 205V204H108ZM145 205V206H146ZM51 206V205H50ZM58 206V207H59ZM62 206V205H61ZM158 206H160V205H153V207H158ZM162 206V205H161ZM160 206V207H161ZM243 206V205H242ZM57 206H56V208H58ZM81 207V206H80ZM103 207V206H102ZM149 207H151V204H150V206ZM55 208V209H56ZM60 208V207H59ZM61 208H63V206L61 207ZM72 208V206L69 208V209H71ZM141 208H143V207H141ZM152 208V207H151ZM151 208H149V211L148 212H151L150 211V209ZM247 208V207H246ZM18 209V210H17ZM48 209V208H47ZM50 209H51V207H50ZM65 209V208H64ZM64 209H61V211L62 210H64ZM146 209H148V206H146ZM153 209V208H152ZM57 211L59 210L60 211V209H56ZM65 210H67V209H65ZM64 210V211H65ZM60 211V212H61ZM98 211H100V209L98 210ZM103 211H104V209H103ZM144 211V214H146L145 212H146V210H143ZM27 212V213H26ZM49 212V211H48ZM68 212H70V211H68ZM147 212V214H149ZM2 213V214H3ZM26 213V214H25ZM40 216H39V215ZM99 214H101V213H99ZM103 214V213H102ZM146 214V215H147ZM25 215H28V220H26V218L25 219H23L24 218V216ZM66 215H68V216H70L71 214L70 213H65V216ZM105 215V214H104ZM142 215V214H141ZM101 216H103V215H100V217ZM106 216V215H105ZM110 216V215H109ZM120 216V215H119ZM151 216V215H150ZM72 217V216H71ZM70 217V218H71ZM107 217V216H106ZM105 217V218H106ZM142 217V216H141ZM140 217V218H141ZM145 217V219H146V217H148V216H144ZM217 217V216H216ZM221 217V216H220ZM0 218H1V216H0ZM56 218V217H55ZM101 218H104V217H101ZM104 218V219H105ZM110 219H113L114 221H115V219H116V214H112L111 215V217H109ZM119 218V217H118ZM57 219V218H56ZM59 220L61 219V218H58ZM98 219V218H97ZM104 219H102L103 221H104ZM119 219H121V218H119ZM138 219H139V216H138ZM150 219V218H149ZM16 220V221H15ZM117 220V219H116ZM152 220V219H151ZM212 220H214V218L213 219H211V221ZM108 221H111V220H105L104 221V225L105 224H107V222ZM135 221V220H134ZM140 221H141V219H140ZM145 221V220H144ZM47 222V223H48ZM51 222V221H50ZM98 222V221H97ZM146 222V224H147V220L145 221ZM151 222V221H150ZM214 222V221H213ZM55 223V222H54ZM57 223L59 224V226H58V228L60 227V223L58 222V220H57ZM83 225H90V222H88V223H85V221L83 220L82 222H81ZM96 223V222H95ZM141 223V222H140ZM139 223V224H140ZM109 224V223H108ZM107 224V225H108ZM113 224V223H112ZM218 224V223H217ZM13 225V224H12ZM32 225H29V227L30 226H32ZM93 225H95L94 223H93ZM97 225H99V223L97 224ZM101 225V224H100ZM99 225V226H100ZM106 225V226H107ZM114 226H115V222H114V224H113ZM121 225L123 226V224L122 223H120V228L122 229V228H124V227H121ZM148 225H150L149 223H148ZM148 225H146V226H148ZM211 225H213V223L211 224ZM28 226V225H27ZM25 227L26 229H29V227ZM53 226V225H52ZM56 226H57V224L55 225V227L53 226L52 228H56ZM102 227H103V225H101ZM101 226H100V230H101ZM109 226H111V225H109ZM134 226H135V222H134ZM139 226V225H138ZM208 226V225H207ZM210 226V225H209ZM208 226V227H209ZM118 227V226H117ZM116 226L115 227H113L112 226V228H114V229H116L117 228ZM136 227V226H135ZM205 227V226H204ZM203 227V228H204ZM211 227V226H210ZM221 227V226H220ZM220 227H218V228H220ZM51 228V227H50ZM97 228V227H96ZM106 228V227H105ZM138 228V227H137ZM140 228H141V225H140ZM144 228H145V226H144ZM150 227H146L145 229H146V231L149 229ZM215 228V227H214ZM57 229V228H56ZM118 229V228H117ZM206 229V228H205ZM209 229V228H208ZM107 230V229H106ZM105 230V231H106ZM152 230L153 229H151V231L149 230V234H147V236L149 235V237H148V239L145 237V239H147L148 241H150L151 243H153L154 241H155V233L157 232V231H155V233H150V232H152ZM207 230V229H206ZM210 230V229H209ZM214 230V229H213ZM104 231V230H103ZM104 231V232H105ZM108 231V230H107ZM110 231V230H109ZM123 230H121V231H119V232H122ZM143 231H145V230H142V232ZM119 232H118V234H119ZM148 232V231H147ZM205 233H206V231H204ZM113 233V232H112ZM141 233V232H140ZM144 233H146V232H144ZM207 233H208V230H207ZM1 234V233H0ZM32 234V235H33ZM49 234V233H48ZM52 235H54L55 233H51ZM108 234V233H107ZM117 234V233H116ZM121 234V233H120ZM212 234V233H211ZM213 234H215V233H213ZM142 235V234H141ZM206 235V234H205ZM3 235H1L0 237H1V241H0V253H2L3 252V255L0 257V261L1 260H4V258L6 257V252H5V248H6V246H7V250H10V248H8V245H10L11 247H13L14 246V248L16 247V245H15V240L12 238L11 239V241H10V238L9 239H7V238H5L4 236L2 237ZM50 236V235H49ZM144 236V235H143ZM211 236H214V235H211ZM14 237H16V236H14ZM54 236H52V238H53ZM131 237H132V235H131ZM130 237V238H131ZM134 237V236H133ZM132 237V239H130V241H131V244L133 245V246H135L136 245V239L135 238H133ZM205 237V236H204ZM207 237V236H206ZM208 237H209V233H208ZM32 237L30 236V238L29 239H31ZM16 239H17V237H16ZM54 239V238H53ZM146 240V241H147ZM206 240V239H205ZM208 241V240H207ZM17 242H23L22 241V239H19ZM204 243H205V241H203ZM212 242H214V240L213 241H211V243ZM56 243H58V242H56ZM55 243V244H56ZM68 243H69V245H71V243H70V241H68ZM123 243H124V241H123ZM174 243H176V242H174ZM210 242H209V245L211 244ZM16 244H18V243H16ZM131 244H129L128 245V249H126V247H125V250H128L129 251V247H130V245ZM135 244V245H134ZM178 244V243H177ZM184 244H186V243H184ZM207 244V243H206ZM218 244V243H217ZM83 245V244H82ZM121 245V244H120ZM131 245V246H132ZM160 245V244H159ZM171 245V244H170ZM187 245V244H186ZM211 245H214V244H211ZM208 246V244H207V246L206 247H204V249L205 248H207V249H205V251L206 250H209L210 248L209 247H211V248H213L212 246ZM223 245V244H222ZM118 246H119V244H118ZM117 246V247H118ZM133 246L132 247H130V254H131V252H136V251H131V248L132 249H135V248H133ZM137 246V245H136ZM178 246H179V244H178ZM181 246V245H180ZM185 246V245H184ZM183 246V247H184ZM225 246V245H224ZM55 247H56V251L55 252H57V253H59V252H61V251H63V247L62 246H60L59 244H56L55 245ZM123 246H121L120 248H122ZM138 247V246H137ZM165 247V246H164ZM187 247V246H186ZM190 247H191V245H190ZM193 247V246H192ZM191 247V248H192ZM119 248V249H120ZM160 248H161V246H160ZM174 248H176V247H174ZM182 248V247H181ZM209 248V249H208ZM226 248H227V246H226ZM136 249H138V248H136ZM168 249H169V247H168ZM202 249V248H201ZM49 250V249H48ZM124 251V252H126L125 250H123V248L122 249H120V251L119 252H121V253H117L118 254V258H120L121 259V255H120V257H119V254H122V251ZM139 250V249H138ZM157 250V249H156ZM159 250V249H158ZM166 250V249H165ZM179 250V249H178ZM188 250V249H187ZM187 250H186V252H187ZM199 250V249H198ZM231 250L233 251V249L231 248ZM117 251H118V249H117ZM140 251V250H139ZM138 251V252H139ZM170 251V250H169ZM191 251V250H190ZM230 251V250H229ZM123 252V254H125ZM138 252L136 253V254H138ZM141 252H143V250H141ZM140 252V253H141ZM158 252V251H157ZM167 252L168 251H166V255H167ZM189 252V251H188ZM187 252V253H188ZM198 252V251H197ZM210 252H213V250L212 251H210ZM234 252V251H233ZM237 252V251H236ZM108 253H110L109 251H107V256L109 255ZM159 253V252H158ZM157 253V254H158ZM192 253V252H191ZM198 253H200V252H198ZM8 254V253H7ZM41 254H42V261L40 262V264L41 263H46V264H48V262H49V260H47L46 258L47 257H50V258H52V260H53V258L54 257H51V255H49L50 253H49V251H46V250H44V249H41ZM111 254V257L113 258V256H115V255H113V253H110ZM122 254V255H123ZM136 254L135 253H133V255H135V257L133 256V257H131V259L133 258V260H134V258H136ZM161 253H159V255H160ZM174 254V253H173ZM193 254V253H192ZM194 254H196V253H194ZM201 254H203V253H201ZM205 254V255H204ZM203 255L204 256H208V255H210L211 257H214V255L215 254H213V256H212V253L211 254H208V255H206V253H204ZM128 254H126V256H127ZM162 255V254H161ZM188 255V254H187ZM203 255H200V256H203ZM110 256V255H109ZM117 256V255H116ZM129 256V255H128ZM138 256V255H137ZM156 256V255H155ZM170 256V255H169ZM191 256V255H190ZM196 256H197V254H196ZM195 256V257H196ZM204 256L203 257H201V258H204ZM210 256H208L209 258H210ZM99 257V256H98ZM101 257V256H100ZM160 258L162 257V256H159ZM187 256H185V258L184 259H187L186 258ZM193 257V256H192ZM198 258H199V256H197ZM95 258H96V256H95ZM106 257H104V259H105ZM126 257H125V255H124V258H123V260L121 259L120 260V262L122 261V264H124V259H125ZM156 258V257H155ZM166 258L168 259V256H166ZM178 258H179V256H178ZM201 258H199V259H201ZM94 258H92V260H93ZM129 259V258H128ZM177 259V258H176ZM180 259V258H179ZM190 259H191V261L193 260L191 257H190ZM197 258H195V260H196ZM208 259V258H207ZM91 260V259H90ZM102 260V262H103V264H104V262H106V261H104L103 259H101ZM105 260H107V262H106V264H109V261H110V259H105ZM114 260H115V258H114ZM116 260L117 261H115V263L116 262H119V260L116 258ZM159 260V259H158ZM183 260V259H182ZM202 260V259H201ZM201 260H199V262L201 261ZM204 261H206L205 259H203ZM202 260V261H203ZM210 260V259H209ZM99 261V260H98ZM128 261V260H127ZM126 261V262H127ZM198 261V260H197ZM203 261V262H204ZM96 262H97V260H96ZM125 262V263H126ZM131 262V261H130ZM154 262V261H153ZM157 262V261H156ZM2 263V262H1ZM82 263V262H81ZM101 263V262H100ZM110 263H111V261H110ZM114 263V264H115ZM135 263L136 264H138V262H137V260L135 261ZM152 263V262H151ZM169 263V262H168ZM177 263H178V261H177ZM186 263H188L187 261H186ZM191 263H193V261L191 262ZM190 263V264H191ZM196 263V261L193 263V264H195ZM198 263V262H197ZM204 263H206V262H204ZM204 263H200V264H204ZM85 264H87L86 262H85ZM113 264V263H112ZM116 264H119V263H116ZM132 264H134V263H132ZM140 264V263H139ZM179 264V263H178Z\"/></svg>",
	"mask_w": 264,
	"mask_h": 264
}]
</instances>
